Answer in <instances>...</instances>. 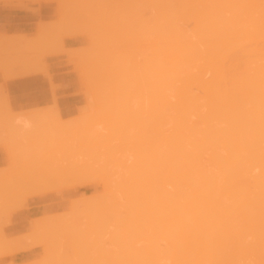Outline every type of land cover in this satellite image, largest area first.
<instances>
[{"label":"bare ground","instance_id":"6f19581e","mask_svg":"<svg viewBox=\"0 0 264 264\" xmlns=\"http://www.w3.org/2000/svg\"><path fill=\"white\" fill-rule=\"evenodd\" d=\"M66 1L69 2L70 0H66ZM72 1L69 2V4H72L71 8L73 7L72 9H74L75 11L74 10L71 11L69 9V7H68L69 5L67 2L59 1V7H60L59 10L61 11V14H59V15H60V17H63V18L66 17L64 19L68 20V21L62 20L63 24H64V22H66V23L69 22V23H67L68 25L65 26L69 29V31H68L66 28V30L68 31V33H67L68 35H71L73 33L77 34L80 31V29L78 31L77 28H81V27L79 26L76 28L75 27V26H77L75 24L76 21L75 22L73 21L74 19H77V17L79 18V19H77V24H79V22H80V25L84 26V24L82 23L83 20L79 14L82 12L83 16L86 15L83 18V19L86 18L84 21H86L88 18V20H87L88 22H86V25L88 27L90 26L89 28H87L90 31V35H93L92 32H94L93 37L90 36V38L92 37L95 41L99 42V40L101 38H102V40L106 39L105 36H103V37H105L103 39V37H101V35L100 36L98 35V32L96 33V31H92V30H99L98 29L99 27L98 28L96 27L95 29H91V28H94L91 25V23L93 22V20L97 19V20H95L96 22H98L97 24L103 25L100 28L101 29L106 28L104 30V33L105 34L110 33L107 35V40L108 39L113 40L116 37V39H115L116 42L121 40L123 42L120 41L119 42L120 44L125 42L124 45L128 46L129 36H130V42H131V40H132L131 36L133 38L135 35H137V37L139 38L140 41L138 40L137 37L133 38V40L135 39L134 41H136L138 44H139V42H140V44H142V42H141V40H143L142 37H144V35L147 34V32H148V35H145L144 39L150 38L149 41H150V43L152 42L151 43L152 49L150 48L151 47L150 43H148L149 46L147 45L152 50L151 53L149 52L151 54V57L149 55H147V52L146 53L144 52V48H143V51H140V52L137 51L135 49V47L132 45L133 41H132L131 45L129 43L130 46H128V47L133 46V48L135 49V52L132 49H130L131 53H130V55H129V53H126L127 56L125 54H123V52H121V51H120V54L118 55L119 52L118 51L116 52L115 50H113L114 52H116V54L114 52H109L110 54L112 53V56H111L106 51L107 52L106 54H108V57H107L106 54L104 56L105 52L103 50L102 52H104V53H102L103 54L102 56H104L105 58H109V56H110L111 59H119L120 62H119V60H117V62H115L114 60L109 61V60L105 59V60L109 61L107 63L108 65H107L106 64L107 61L105 63L95 61L96 62L95 65L97 63L102 64V65H99L100 71H99V69H97L98 67L96 68V70H98L97 74L94 72L95 71L94 69L93 70L88 69L90 67L89 65H92V64H89V62H88L90 60L87 61V58H86V61L88 64L86 63L85 60L83 63L84 56L82 57V56L77 55L78 52L81 53L80 51H78V52H76V55H77L76 57H78V58L80 57L79 59H82L81 62L83 63V65L82 64L81 65L82 66L85 65L86 66L85 69L89 70V71L86 70V71H88L87 74H89V72L90 73L93 72V77L96 74L95 78L99 79L101 76V79H102V75H100V74H102L104 72V70L106 71V69L103 70V66L106 68L108 66V68H109V67H111V65H113L114 68L117 67L116 68L117 71H115V72H118L117 75L119 74V75H121V78H123V80H121L120 76H117V80L120 79L121 82L127 81V78H129V77L126 78V76H129V74L130 75L133 74L134 71H137V72L139 71L140 73H141V71H143L146 73V71L148 70L147 72H148L150 77L143 74L142 77H139L141 79H139L138 77H133L134 74L131 75L130 77L134 78V80H136V81L140 80L137 83L138 84L141 83V85L140 84L137 85V83H135V81H131V83L129 85H127L128 83H126L125 84L126 87L131 85L130 88H127V90L124 87V89L126 90L127 93L130 92V94H128V96H126L125 94L122 93L123 91H124V93H126L125 90H123V88H122L123 91H119V90H121L120 87H119V89H116L120 93L118 91H117L118 93H116L115 88L118 87L117 84H116V87H113V86L109 87L110 90H108V88H106L107 86L112 85V84H110V83H112V81L110 79H109V81H108V79H105V77L108 76L107 75L108 71L104 72L103 74H106V76L103 75V81H104V79L107 80L108 84H110V85H107V81L106 82L104 81V83H106V85H105L101 80H99V82H102L101 84L103 86L102 85L101 86H102L103 91H106V92L103 93V91L96 89L97 91H99V92L96 91V94L99 93V95L97 94L96 97L100 96L99 97L100 99L97 98L98 102H99V100H101V102L102 101L105 102V100L108 99V100H110V103H111V99H112V101L116 100V102L111 103L112 105L113 104L115 105V106L113 105L114 111L112 110V108H110L111 106L109 105L110 103L108 100H106V102H105V103L108 102L107 104H105L103 102L102 103L99 102V104H101V105L103 104L101 106L103 108V110L100 106H98L99 105L98 104L97 106L101 109H98V110L95 109L96 110L95 111L93 104H91L92 106L90 105V103H93L94 98L92 97L93 101L91 102V96L87 95V96H89V99H87L88 100L87 107L90 106L91 109H93L95 112L93 110L89 109L90 108L89 107L88 109L90 110V112L88 113L87 108L85 107L86 105H85V106H83V109L82 108L81 109L83 111H87V113H88V114H86L87 116L83 115V117L86 116V117H84V118H86V120H84V118L80 115L73 117V118H74L75 122H77L78 124L80 123L78 125L79 127H76V128H80V130L82 131L83 129H81V127H80V125H82V123L79 122L80 119H79V121L76 119L81 118L82 120H84V122H88L89 118H90V117L88 118V115H89L91 117L94 116V117H92V121H93V119L96 122L101 120V123H102L103 120L101 118L102 117L105 118V115H106V118L110 119V117H111L110 114L112 113L113 117H111V119H110L111 121L107 120L109 123L106 122L109 124V126H108V124L106 125V123H104V124L102 123L103 125L108 127L107 129L110 128V130H106V127L99 124L101 126V129L103 126V129H102L103 132L105 130L107 132L110 131L109 133H107L105 131V134L106 133H107V135L110 134L109 135L110 137L109 136L103 137L102 136L103 133H100L98 131H94V133H93L94 129L92 130V128H91L92 132L89 131L90 130L89 129L87 131L88 133L87 132L86 133L88 135H89V132H91V134H95V136L93 135L94 138L91 137L92 136L91 134L87 138L86 137L87 134L85 132L81 133V131H79L80 133H78V135L76 134L77 136L75 135V138L77 137L76 139L75 138L73 140H72V138L70 139L72 141H67V138L64 137V139H65L64 141L67 142V144L63 142L65 144V147L63 144L61 145V146H63V148H66V150L64 149L65 151L62 149L63 150L62 152H63V154L64 153L70 154L69 156H73V157H66V161L67 160L69 161L71 159L69 162L67 161L69 163L68 164V163H66V161H64L65 157L62 155L63 158L61 160V154L59 155L57 153L56 156L58 157L59 160H61L63 162L60 161V163H59V160H57L56 162H58V163L54 162L53 164H51L54 167H52L50 165L49 168H52L53 172L51 170H50L51 172L46 170L47 173L43 171L44 167L46 169V165H44L45 161L47 160L46 158H45V160L44 159L40 160L38 158L39 161H35V159L33 157L32 158L30 157L31 155H29L27 151L29 150V152H31V151L36 152V149H35V147H33V149L35 150L34 151L31 148L30 149L25 148L24 144L25 145H27V144L24 143L25 142L24 136H26L25 134L27 132H31L30 134H39V135L42 133L41 135H45V138L49 135L50 136L54 135L53 136L54 138L55 137H61L62 133H65V135L67 133L65 131H62V133H60L61 131H59V129H57L59 127L56 128L57 125L54 126V124H56L57 121H59V120H60V122L64 121L63 122L64 124L69 123L70 124L69 128H68L69 124L65 125V126H67V128H65L67 131V129L69 130L73 126H77V123L74 122L76 125L73 123V121H72L73 118H69L68 120L66 119V121H68V122H66L65 120H62L59 117V114H54V113H57L55 110L52 113V111H51L52 109H50V110L49 109L48 110L36 109V110H31V111L29 110L30 112L27 114L17 115L16 117H14L15 119L12 116H9V117H12L14 121L9 120L8 117H7L8 119L7 118L4 119L5 118L4 117L3 119L5 120L6 124L8 123L7 124V126H8L7 130H5V129L3 130V128H5V125H4L5 123L0 122V126L3 127V128L0 127V131H3V132L8 131L7 132L8 135H11L14 137L17 136V140L15 137V142L16 141L18 142V144H19L18 148L17 149L13 148V147H16L17 145H14L12 147V145L16 144L17 142L12 143V141L11 142L9 141L8 143L10 146L8 145V147L11 148L10 151L15 149L14 152H16L17 154L19 153V154L23 155V153H26L28 155L27 157H29V159L31 160V161H29L27 157L24 158L21 155H19L18 158H21V159L24 158L23 160L20 159L21 163L24 160H26V161L28 160L29 163L32 164L31 162L34 161L36 165H38V166L41 165V167H43V169L41 171L44 172V174H45L44 176H48V175H46L48 173L50 176V174H53L56 171L55 172L56 174L54 173L55 176H53V175L50 177L48 176L46 179H45V177H43V179H42L41 176H39V175L37 176V174H38L37 171L34 168L32 169L33 166H30L31 167V168L29 167L31 169L30 173H32L34 175L27 176L26 178L24 175L23 176L19 175V178H21V177L24 178V179L21 178L22 180H25V179L30 180L31 179V181H27V182H26V180L23 181V182H25L24 185L27 184L26 185L27 188H25L24 185H21L23 183V182H21L22 180H20V182H21V183L19 182L20 184L18 183V181H16V180H19V178L17 177L18 175H16L14 177L15 179L12 178L13 182L10 181L11 178H9V180H7V178H8L7 176L4 178L3 175H5V173L9 174L10 172H6V169H3V167L2 168L0 167V170L2 171V173H1L2 177L4 178V180H2L3 179L2 177L0 179V182H1V184H0V192H1L0 198L1 199H3L2 196H4L6 199H7V197H8V199H10V198L14 199L15 198L14 201L15 200L18 201L16 199V197L22 198V196L24 194H25L24 197H27V196L41 194V193L45 192V189H46V191L53 190L50 188H54V186L58 187L61 184L64 185V181L69 178L68 173L70 175L72 174V176H70V177H72V179H73V180L70 179L72 182L68 181L69 179L66 181V182H70V183L65 182V185L68 187L69 186L72 187L73 186L72 184H74V187H75V186H77V184L80 183V181L86 182V179H89V177H90L89 174L91 173V171H92L91 175H94V178H96V179H98L97 178L98 176L101 177V175H99V173L100 174L104 173L106 175L110 174L112 176H115L116 173H117V175H119V173H120L119 176H121V178L117 177V179H116V176H115L114 179H111V177L109 178L110 175H108L107 177L110 180L109 179L106 180V178H107L106 175L103 176V177H106V178H104L106 180V182L109 185H111V186H109L107 183H105V184H107L108 186L104 185V183L102 181V185L106 186V188L104 186H103V188H105L107 190L106 191V192H108V194L106 193L107 195L105 194V189H104V191L102 193L104 196L101 195V193L99 195H91V196L89 195L88 197L83 196L84 201L82 200L81 203H82V206H84V207L82 209L80 208V210H79V208H77L80 206H77L76 202H75L76 204L73 203L76 206L75 213L77 214V216H80V217L83 216L82 217L83 218V221H82L83 226L81 223H77V224L73 223L74 222L72 220L73 218H74V220L77 219L76 221L79 222L78 217L75 216L74 213L73 214L72 213H69V214L64 213L65 215L60 214V215H62V216H60L61 219L59 217V213L57 215L56 214L53 215V216L58 217L59 218L58 220L53 219V216L48 215V214L41 216V217H38V218H34V219L32 218L31 219L32 227H31L30 231L36 232L39 234L43 232L42 233V235H43L50 230V227H51V230L53 227L55 232H54V230H52V232H53V233H51L52 238L50 237L51 239H49V236H50L49 235L50 231H49L47 239L49 241L51 240L52 243L54 241V245H52V246H55V242H56V246H59V247L56 248V246H55L56 249L53 248L47 240V242L49 243V246L52 247L50 249V247L47 246L46 238H42L41 234L40 235L37 234V236L39 235V237H41V239L45 240L44 241V240L40 239L41 242L42 241L46 242L45 244H46L47 250H46L45 255L40 259H36L33 261H27V262H23V263H18V264H95V263L96 264H264V0H146V2H145V0H142V1L137 0V3L140 2V4H141L143 2L141 5H143V6L145 5L144 6L145 8L148 7L147 10L148 9L151 10V14L147 13L151 16L150 23H149V25H151V26L149 28L146 27L147 26L146 24L148 21L147 18H144V19L141 18L140 20H142V23H141V21H139L138 16L141 17L143 15H142L141 9H139V8L135 9L137 5H135L136 3L134 4V2H135L134 0H130L129 3L128 2L126 3L124 0H121V1L125 2V3H123L124 6L122 5L121 2H120V4H121V6H120L119 3H117L115 0L114 1L112 0L114 3L116 2L115 5H118V7H116V10H118L120 7H122V9H119L117 11V13L120 11L119 14H121V15L124 14V16H126L128 18L130 16V13H128V12L131 11V16L129 17V19L131 20V18H133L132 21H127L128 19L125 20V18L123 19L121 17L119 19V17H117V16L116 17L118 19L116 17H114L115 15L113 16V14H114L115 8H112L113 10L111 9L112 3H110V5H109L110 7L108 5H105L108 8L107 7L101 8V9L107 8L106 9L107 12L104 11L105 13L103 12V14L100 12L103 10H100L99 8L96 9V7L94 8L96 11L92 8H89L88 11H90L91 9L94 11L92 12V10H91L89 13L86 12V14H84L85 12H83L84 11L83 9H82L83 11L81 10V12L76 13L78 10L74 6H77L78 3H76L77 2L76 0H72ZM74 1L76 4H73ZM89 1L90 0H87V2L89 3L88 5H87L85 0H84L85 4H83L84 2L83 3L79 2L78 5H80L79 7H81V8H83L82 6H84L85 8H88L87 6H90V3L92 2V0L90 2ZM97 1L99 3L101 2V4H104L103 3L104 1L103 2L101 0H97ZM97 1L94 3L95 4L97 3L99 5V3ZM106 1L111 2L110 0H105L106 4L108 3ZM148 2H149V4H148ZM114 3L112 5V7H115ZM130 3L133 4V5H130V7H132V8L129 7ZM81 4H82V6H81ZM126 5H128V6H126ZM101 6H104V5H101ZM123 8L125 9V11ZM127 8H130L131 10L130 9L128 10ZM132 9H134V10H132ZM98 10H100V11H98ZM60 11H59V13H60ZM68 11H69V13H68ZM108 11L113 12L112 14L110 13V18H109V16L108 17L106 16V14H108ZM121 11H123V12H121ZM132 11L134 12V14ZM135 11H137L138 13L137 12L135 13ZM99 12H100V15H102V16L99 15ZM66 13H68L69 16ZM90 13H91V15H90ZM96 13H97V15H96ZM125 13L128 14V16L125 15ZM137 14H138V16H137ZM72 15H73V18H72ZM89 15L91 16V18ZM98 15H99V18H98ZM103 15H105L104 18L106 20L108 18L107 21L104 20ZM93 16L97 17V18L93 19L92 18ZM144 16H145V14H144ZM68 17H70V18H68ZM100 17H102L103 20ZM112 17L116 18L115 19L116 21ZM71 20H72V22H70ZM90 20L92 22H90ZM98 20H100V21H98ZM109 20H111V21H109ZM123 20L128 23L124 27H123V23L126 24V22H124ZM143 20H144V22H146L145 24H144ZM95 21L93 23H96ZM118 21H119V23H118ZM135 21H137V22H135ZM138 21L141 23V26H140V23ZM101 22L104 24H100ZM131 22L134 25L136 23L137 25H135V26H137V28L140 27V29H137V28H135L134 25H131L132 24ZM55 23L57 24L58 21L57 22L55 21ZM109 23L111 24V26ZM112 23H113L114 27H112ZM56 24L54 25V27L52 29H50V31L51 30L53 31L55 29V26H60L59 23L57 25ZM70 24H74L75 26H71ZM107 24H109V25H107ZM52 25H53V23H52ZM104 25L105 26L107 25L108 27L107 26L105 27ZM119 25H122V27ZM69 26H70V28H69ZM71 27H74L73 31L70 30V29H72ZM41 28H43V27L41 26ZM113 28L115 30L117 28L118 29L115 31V30H112ZM122 28H125L126 30L131 29L130 33L119 31V29H122ZM133 28L137 29V30H132ZM141 28L143 30H141ZM146 28L148 31L146 30ZM150 28H151V30H150ZM58 29L59 28L55 29L58 31V32L55 31L56 34L54 32H52L56 36L55 37L52 34L51 36L54 37L53 39H52V37H49L51 33L49 31H48V33H46V31H44V29H43V31L48 35V36L45 35V37H44L45 39H43V40H45L47 42H48V40L49 41L51 40L54 43V45L52 42L49 43V49L51 51L52 50L54 51V48L57 47V46L55 47L54 39L56 40V43H57V41L59 39L57 40L56 38H58V36H60L59 33H61V31L63 30V29L61 30V26H60V30H61L60 32ZM82 29L84 30V28H82ZM87 29L85 28L84 32ZM107 29L109 30V32H107L108 31ZM75 30L78 32H74ZM138 30H140L138 33H140L141 31H143V32L146 31V32L144 34H142L143 32L140 33V34H142V36H140V34H137ZM39 31H42V30H40V28H39ZM99 32H101V30H99ZM116 32H118V33L121 32L119 34L120 40H117V38H119V37L116 36V35H118V33H116ZM63 33H64V31H63ZM126 33H127V35H126ZM39 34H40V32L38 33V35ZM67 34H65V35H67ZM111 34L113 37L110 36L111 38H109L108 36ZM131 34H133V35H131ZM17 35H20V34H17ZM17 35H16V37H17ZM96 35H98V37ZM2 36H3V39L5 37L6 38L5 40H7V42H11V44H8V43L6 44V42H5V44L7 46L6 47L4 45V43H2V44L0 43V47H1V49H3V50L0 49V51H1L0 54L2 55V53H3V56L0 58V61L2 60L3 63H0V65L6 64L7 67L8 66L11 67L10 65L16 60L15 62L18 61L17 63H20V65L22 64L21 67L24 66L22 68L19 66L21 71H19L17 69L14 70L16 72H14L13 70L12 71L9 70V73L5 74L8 70L4 71L3 69H6V67L4 68V66L1 65L0 67L3 68V69L1 68L3 70V71L1 70V72H4V75H6L5 77L7 78L10 76H16L17 71H19L18 75L21 74V72H22V74H25L23 72H25L27 68L28 69L26 72L29 73V72L33 71L34 70L33 68L35 67L33 65V63L31 64V66H27L30 64H29V62H27L28 64L25 63L26 61L24 63H21L23 60H25V57H27V59H28L29 55H27V56H25V55L27 52H30L31 49H29V48L33 49V47H31L32 45L30 46L28 43V42L31 43L33 38L32 39L29 38L28 40H30V39L31 40L28 41L27 39H25L26 38V36H25L24 39L27 40L28 41L27 42L24 39H20L21 37L20 38L18 37L19 39H15V37H14L15 35H13V36L11 35L12 38L11 37L8 38V36H10V35H8V36L2 35ZM2 36L0 35V38ZM148 36H150V37H148ZM13 37H14L15 41L14 40L12 41ZM8 39H10V41H8ZM102 40L100 42H102ZM115 40H113V42H115ZM126 40H127V42H126ZM23 41H24V43L22 44ZM61 41H60V43H62ZM1 42H4V40H2ZM14 42H16V43H14ZM25 43L28 47L25 45ZM95 43L97 44V42H95ZM105 43H106V41H105ZM110 43H112V42H110ZM143 43H144V41H143ZM14 44H15V46H17V44H19L17 46V48H19V46L21 47L19 50H21L23 48H25V49L18 52V50L15 49ZM21 44L24 45V47ZM35 44H36V41H35ZM120 44H118V45L124 47L123 44H121V45ZM2 45H3V48H2ZM33 45H34V43H33ZM134 45H136V44H134ZM4 46L6 47V49H4ZM119 46H117V49L119 48ZM37 47H39V49H37ZM37 47H36L37 51L40 53L42 52L41 54H43V51L48 50V49H46V46L44 47V45H43V47H41V46H37ZM94 47H95V45H94ZM110 47H112V46L110 45ZM144 47H146V45H144ZM43 48H44V50H43ZM107 48H109V47H107ZM124 48L128 49L126 47H124ZM139 48H141V46ZM56 49H58V48H56ZM59 49H60V46H59ZM80 49H82V48H80ZM80 49H78V50H80ZM93 49H95V48H93ZM98 49L99 50L101 49L100 46ZM4 50H5V52H4ZM6 50L9 52V55L12 58L7 57V59H6L5 56L8 54V53H6L7 52ZM11 50H13V51H11ZM60 50H61V52H64L63 51L64 50L63 44H61ZM67 50L66 51L69 52L68 53V59L75 56V54H73V51H77V50H73V48H72V53H70L71 49H67ZM101 50L98 52L96 50H94V53H97V54L99 53L98 55L97 54L94 55L95 57L97 56V58H96L97 60H101L103 58V57L102 58L100 57ZM118 50H120V49H118ZM121 50H122V48H121ZM110 51H111V49H110ZM126 51L127 50H125L124 53ZM136 51L139 53H137ZM12 52L13 53L15 52L16 54L23 52L22 56H20L21 57L20 60L16 59L17 57H19L18 55H15V57L12 56L11 55ZM24 52H25V55H24ZM85 52H86V50H85ZM48 53H51V52H48ZM55 53H57V51ZM86 53H88V52H86ZM94 53L92 52L91 54H94ZM141 53H142V55H146L148 57L144 56L146 58L142 57V59L138 60L137 54H139L140 55L139 58H141V56H142ZM29 54H31V53H29ZM89 54H87V55H89ZM114 54H115V56L118 55V56H116L117 58L116 57L113 58ZM120 55H122V56H120ZM124 55L126 56V58L129 57V59H127V60L125 58L123 59L122 57ZM37 56H39V53ZM92 56L93 55H91V57ZM130 57H132L131 58L132 60H130ZM149 57L151 58V61H150ZM88 58H90V57H88ZM134 58H136L139 62L141 60H143L142 63L140 62L141 65L143 64L142 68H140L141 71L137 70L139 68V66H136V69L134 70L135 67L133 65L134 64L138 65V62ZM147 58H148V60L146 61L145 59H147ZM5 59L10 60L11 62L10 61H4ZM36 60L37 59H35V61ZM103 60H104V58H103ZM35 61H34V63H35ZM124 61L125 62L127 61L126 66H127V63H128V66L129 65L130 66L129 67L127 66V68H125L126 66L124 64ZM133 61H135L137 64ZM9 62H10V64H9ZM112 62H114V64ZM144 62L146 63V65H145L146 67L149 65L150 70L144 66V64H145ZM92 63L94 64V61H92ZM121 63H122V65H121ZM25 64H26L27 68H26ZM12 65H14V64H12ZM87 65L89 66L88 68H87ZM123 65H124V67H123ZM120 66H121V71L123 74L120 73V69H119ZM29 67L30 68L33 67V68H31L29 70ZM36 67L41 68L42 66L39 65V67L38 66H36ZM113 67L109 68V71H111ZM132 67H134V68H132ZM23 68H25V71L23 70ZM10 69H12V68H10ZM127 69L130 71H128ZM36 70L37 69H35V71ZM126 70H127V73H126ZM111 72L113 73V71H111ZM112 73L109 74L111 77H112ZM87 74H85L87 79H88V83L87 82L86 83L89 86L88 88H90V90L88 89V91H91V88L95 89L93 87L94 86L96 87V84L94 85L92 83L93 85L91 87V84L89 81H91V82L92 81L96 82V81L94 79L92 80V78H91V80H89L88 76H90L92 74H90L88 76H87ZM97 75L99 78L97 77ZM114 75L116 77V74H114ZM2 76H3V74H2ZM138 76H141V75H138ZM86 77H85V81H87ZM124 77H125V79H124ZM106 78H108V77H106ZM142 78H143V81H142ZM147 78H148V81H151V82H149V83H151V86H149L146 82H144L145 80H147ZM129 79L131 80V78H129ZM114 82L116 83L115 79H114ZM99 84H97V85H99ZM135 84H136V87H135ZM142 84H144V86H142ZM51 85H53L52 81H51ZM119 86H121V85H119ZM132 86H134L136 89L134 87L132 88ZM145 86H147V87H145ZM103 87H105V89ZM138 87H140V88H138ZM85 88H87V87H85ZM97 88H98V86H97ZM146 88H149V93H148V89H146ZM55 89L53 88V90H55ZM128 89H131V91H128ZM134 89L136 91L138 89H140V90L136 92ZM111 90L112 91L115 90L114 94H113V92H110V93L108 92ZM132 90H133V93H132ZM144 91L146 92L147 96L145 95ZM84 92H85V94H88L86 90ZM91 92H89V93H91ZM100 92L103 94H106V93H109V94L108 95L106 94V96H103V94H100ZM138 92H140V93L143 92L144 94L143 93L140 94ZM137 93H138L139 97H137L138 96ZM147 93L150 94L149 95L150 97L148 96ZM73 94H76V93H73ZM132 94H134V96H136V99L140 98L141 95H142V97H141V99L137 100V103H134L133 101L136 99H135V97L133 98ZM117 95H119V96H117ZM123 95H125V96H123ZM101 96L103 97V100H102ZM109 96H110V99L106 98ZM114 96H116V97H114ZM143 96L144 97L146 96V98L148 97V99H147L148 103H147V100L145 102L146 98L143 100V98H144ZM121 97H122V99H121ZM104 98H106V99L104 100ZM118 98L120 100H118ZM124 98L128 102H126V100ZM130 98H133V99L130 100ZM1 99H2V97L0 98V100ZM4 99L5 98L3 96V100ZM5 101H6V99H5ZM140 101H142L143 104ZM122 102H124V103L126 102L125 105ZM0 103H1V101H0ZM117 103L118 104L122 103V105H118ZM127 103H129V104H127ZM130 103L137 105L139 110L136 107V109L138 111H135V109H134V111H132L131 109H133L134 105L131 104L132 105L131 106ZM144 103L145 104L147 103V105L145 106ZM2 105L4 106V105H6V103L5 104L2 103ZM107 105L109 107H107ZM143 105H144V107H143ZM145 107H147V108L145 109ZM84 108H86V109H84ZM104 108H105V110H104ZM143 108H144V111L142 112ZM108 109H110V111ZM127 109H128V112H130L128 114H126L127 111H125ZM129 109H130V111H129ZM140 109H141V111H140ZM120 110L122 112H119ZM146 110H150L149 113ZM0 111H1V109H0ZM103 111H105L104 116H103V114H104ZM111 111H113V112H111ZM136 112L140 117H138V115L135 114ZM139 112L141 114L143 113L144 117H145V115H147V117L142 118ZM11 113H13V112H11ZM113 113H115V114H113ZM117 113H118V115L120 113V115L118 117H117ZM144 113H146V114H144ZM1 114H2V112H1ZM49 114H53V115H49ZM97 114H98V116H97ZM54 115H55V117L56 116L57 117L54 118L53 117ZM100 115H102V116L100 117ZM134 115L136 116V118L139 121L135 118ZM127 116L128 117L131 116V117L128 118ZM18 117H20L21 119L20 118H19L20 120L17 119ZM97 117H100V118H97ZM134 118L136 119V122H135ZM149 118H150V120H147V123H146V120H144V119H149ZM16 119H17V122L15 123ZM47 119H49V120H47ZM55 119H57V121H55ZM120 119H121V121H119ZM129 119L132 120V122L133 121L135 122L134 125L132 124V122ZM7 120H9V121H7ZM52 120H54V121L52 122ZM117 120H118V122H117ZM141 120L144 122H142ZM125 121H127V122H129V124H131L130 127L128 124V129H126L127 128L126 127L127 122H125ZM54 122H56V123H54ZM103 122H105V121H103ZM111 122H114L115 125L117 123L118 128L119 127L120 128L118 129ZM120 122H122V123H120ZM47 123H51V124H49L50 126L52 124L53 125L51 127H48ZM71 123H73V126H71ZM142 123H144L145 126H143ZM60 124H62V123H60ZM95 124L96 123H94V125H93L94 127H95ZM135 124L139 125V126H140V124H142L140 126V127H142V130H139L141 128L137 127ZM147 124H149V125H147ZM85 125H87V124H85ZM58 126H59V124H58ZM83 126H82V128H83ZM89 126H91V125H88V127ZM114 126H115V128H114ZM146 126L148 127V131L151 129V131H150L151 133H150V136L148 137L149 138L148 141L144 143V141H146L145 139L147 138L148 135L145 133L142 134L141 131H146L147 130ZM131 127H134L135 129L131 128ZM149 127H150V129H149ZM61 128L63 129V127H61ZM97 128H98L97 130H99V127H97ZM113 128L115 129V131H113L114 130ZM116 128H117V130H116ZM122 128H124V131L122 130ZM129 128H131L133 130L132 133H134V131L136 133L131 135L132 133L130 134L129 132L132 130H130ZM85 129L86 128H84V130ZM73 130L76 133V129H73ZM120 130L125 135H123L122 133L121 134L123 136H121V134H118L120 132ZM125 130H127V131L125 132ZM137 130H139L138 132L140 134L137 132ZM148 131H146V132H148ZM2 133L0 132V141L5 142V139H7V138H5L7 133H5V135H4L5 137L4 136L2 137ZM82 134H84L85 136ZM19 135H21V137H24V138L22 139L21 137H19ZM127 135H128V137H130V135H131L130 139H132V140L127 138ZM135 135H138V136L140 135L138 137L139 139L137 137H135ZM62 136H63V134H62ZM66 136H68V135H66ZM111 136L113 139L111 138ZM132 136H134L138 140L141 139V142L143 143V145L145 144V146H142V143L139 141H133V139H135V138H132ZM143 136H146V138ZM18 137H19V139L24 140L23 145L19 143L21 140L19 141ZM53 137H51V138H53ZM98 137L100 138V140L97 139ZM101 137H103V138H101ZM140 137H142L144 139V141ZM8 138L10 139L11 137H8ZM105 138H107V139L110 138L109 139L110 142H114V143L117 142L116 144H120V146L117 147V145H116L115 147H117V148H115L112 145L109 146L107 143H103L102 139L106 140ZM120 138L122 140H120ZM9 139H7V141ZM85 139H86V141H85ZM94 139H95V141H94ZM114 139L115 140L117 139L119 141H115ZM125 139H126V141H125ZM74 140L77 141L78 145ZM90 140L92 141V143L89 144L88 142H91ZM26 141H27V139H26ZM43 141H45V140L43 139ZM58 141L57 140H55V141L49 140V142H52V143L48 142V146L51 144H54L55 142H58ZM73 141L75 142V145H74ZM79 141H82V143H80ZM99 141H101L102 143ZM121 141L124 142L123 146L121 144ZM129 141H131V142H129ZM27 142H29V141H27ZM68 142H72V143H68ZM93 142L96 143V146L93 145L94 144ZM132 142H134L132 144V146L135 150L138 149V147H139L138 146L136 148L135 147L136 144L141 145L139 150L136 151L138 153H136L134 151L132 146H130V145L128 146V144H131ZM21 143H22V141H21ZM31 143H33V142H31ZM44 143H43V146L46 147L47 144L45 143L46 144L45 145ZM79 143H80V145L82 144V147L79 145ZM86 143H88V144H86ZM99 143H101V144H99ZM60 144L61 143H59L58 145H60ZM69 144L70 145L72 144L71 147L73 146L75 148L74 151H72L73 148H71V147L70 148L72 150L71 151L68 150V147L70 146ZM102 144H104V145H102ZM125 144H127V145L125 146ZM20 145H21V147L23 146V149L20 147ZM67 145H68V147H67ZM99 145H100V147H97ZM41 146H42V144H41ZM52 146H55V144ZM89 146H91V147H89ZM105 146H107V147H105ZM108 147H109V149H108ZM88 148H91V149H88ZM95 148H97L98 150H96ZM111 148L112 149L114 148V150H112ZM125 148H127V149H125ZM49 149H51V148H49ZM54 149H56V148H54ZM79 149H80V151L77 152V150H79ZM100 149H102V152ZM18 150H21V151L27 150V151H24L21 153V151H18ZM82 150H84V152ZM87 150L88 151L91 150L90 154L87 153L88 152ZM109 150H110V152H109ZM119 150H122L123 152L119 151ZM126 150L128 153H126ZM131 150L134 152L133 156L131 154L132 153ZM68 151H69V153H68ZM85 151H86V153H85ZM92 151H93V153L95 151L96 152L99 151V153H97V156H96V152L94 153V156L96 158H99L101 156L100 158L102 160V163H103V161L106 162V160H107L106 165L107 164L108 165L106 166L102 163L100 164L101 160L95 161V157H92L93 153L91 155ZM113 151H115V152H113ZM53 152H54V150H53ZM53 152H51V154ZM107 152H109V153H107ZM118 152H121V153H119L120 156L118 155ZM16 153H14L13 155L12 154L10 155V152H9L8 156H10V158L14 156L13 158L16 159V157H15ZM36 153L38 154V156H40V158H41V155H43L42 153L40 155L39 152H36ZM48 153H50V152L48 151ZM48 153H47V155H48L47 157H49ZM105 153L110 154V155L108 156ZM112 153H115V154H112ZM148 153L150 154V157L146 156ZM74 154H75V156H74ZM80 154H81V160L83 158L82 162L79 160L80 158L78 155H80ZM116 154H117V156H116ZM122 154L131 155V157H133L134 160L131 157H130L131 159H128L129 156L125 157V156H122ZM144 154H146L145 157H144ZM84 155H85V157L88 156L87 159L91 158V162L88 159V161L90 162L89 164L87 163L88 162L87 159L85 160ZM135 155H137V157ZM103 156H104V158H103ZM110 156L113 158L111 159ZM121 157H124V158L120 159ZM75 158H78V161H75ZM92 158H93L94 162L92 161ZM118 158L120 160H118ZM143 158L145 160H146V158L147 159L149 158V159L146 160L147 161L146 162V161H144ZM14 159H13V161H14ZM109 159H111V162ZM123 159H124L128 169H126L127 167H121L124 164ZM135 159L137 160V162L135 161ZM43 160H44L43 163L42 162L39 163L40 161H43ZM55 160H56V158L53 161H55ZM112 160H114L115 163H117L116 166H114L115 163H113L114 161H112ZM129 160H130V162H129ZM131 160H133V161H131ZM149 160H150V162H149ZM10 161H11L10 163L14 165V163L12 162V159H10ZM79 161H80V164L77 165V163H79ZM127 161L129 164H127ZM20 162H19L20 165L18 164L17 167L22 166ZM36 162H38L39 164ZM47 162H49V161H46V163ZM64 162H65V164H64ZM131 162H132V164H131ZM61 163H63V164H61ZM97 163H99V164H97ZM120 163H122L121 166L119 165ZM58 164H60V165H58ZM81 164H82V166L84 165L85 168L80 166ZM90 164L91 165L96 164L97 167H95L96 165L91 166ZM110 164H112L111 167H110ZM13 165H11V166H13ZM88 165H89V167H88ZM99 165H101V166H99ZM117 165H119L120 170H118ZM11 166H9L8 168L11 169ZM23 166H24V164H23ZM38 166H36V168ZM61 166L63 167V169H62L63 173L61 171H59L61 169ZM68 166H70V167H68ZM73 167H75L76 170ZM108 167H109V169H108ZM112 167H115V168L117 167L116 171H113L115 168H112ZM8 168H7V170H8ZM15 168H16V166H15ZM21 168H23V167H21ZM29 168H28V171H25V172L28 173ZM40 168H39V171H40ZM77 168L79 170H77ZM83 168H84V170H83ZM91 168H92V170H91ZM93 168H97V170H95ZM98 168H100V169H98ZM2 169L4 170V172ZM86 169H88V170L90 169V171L87 170L88 173H86L85 172ZM101 169L103 171H106V173L103 172ZM125 169H126V171H125ZM65 170L67 172H65ZM100 170H101V172H100ZM107 170H109V171L107 172ZM120 171H122L124 173H122ZM12 172H13V170H12ZM60 172H61V174L59 175ZM77 172H78V174L76 176ZM111 172H112V174H111ZM79 173H80V175H79ZM82 174H84L83 178L80 177V176H82ZM113 174H115V175H113ZM56 175H57V177L61 176L62 181H61V179H57ZM62 175L65 177H63ZM95 175H96V177H95ZM75 176H76V180H75V182H73ZM54 177H56L57 180L53 179ZM61 177H59V178H61ZM77 177H79V178H77ZM84 177H86V178H84ZM103 177H101V178H103ZM50 178L52 180H55V181H52V180L50 181ZM91 178L92 177H90V179ZM118 178H119V180H118ZM35 179H36L37 183L35 182ZM81 179H83V180H81ZM43 180H45V181L49 180L47 182H51L52 186L49 185V183L47 185L46 182H44ZM92 180H93V178H92ZM100 180H102V179H99V181ZM105 180H104V182H105ZM15 181H16V183H15ZM60 181H61V183H59L58 186H56L57 184L55 182L58 183ZM76 181L79 183H76ZM87 181H89V180H87ZM112 181H113L114 185H113ZM31 182H34V183H31ZM2 183L3 184H6V183L10 184L9 186H12V183H13V186H15V185L16 186L11 187L10 189L7 190V188L9 186L8 187L6 185L2 186ZM18 184H19V186H18ZM29 184L31 186H33V187H30V189L28 187ZM54 184H56V185H54ZM67 184H69V185H67ZM66 186H64V187H66ZM16 187L17 188L21 187L19 189L21 194L18 191L19 195L16 194L17 196H13L12 193H14L16 191V189H17ZM27 189L29 191H26V192H28L26 194L25 190H27ZM60 191H61V189H60ZM6 193L7 194L9 193V194L7 195ZM83 194H84V192L82 193V195ZM100 195L103 197H101ZM9 196H10V198H9ZM98 197L99 198L101 197L103 199L99 200ZM8 199H7V201L11 205L12 200L10 199V201H9ZM79 200H80V198L77 199V202H79ZM7 201H5V202H7ZM2 203H3V201H2ZM13 203L16 204V202H13ZM81 203L78 205H81ZM3 204H1L2 207L5 206ZM1 205H0V207H1ZM7 205L5 206V210L3 208L5 213H8L6 211V208L8 211H9V209H11V208H9L10 206H7ZM12 206H13L12 211H13V209L16 210L14 208V204ZM19 206H21V205H19ZM19 206H16V208H18ZM79 211L80 212L82 211V214ZM5 213H3V215H5ZM66 215H67V217H70V215H71L70 220H69V218L67 220L69 222L72 220L73 221V222L71 221L72 223L67 222V220L65 218ZM72 215H74L77 218H75ZM7 216H9V215H5V217H7ZM56 217H54V218H56ZM64 218L66 221L64 220ZM63 220L65 222V225H64ZM0 223H1L0 226H3V220H1ZM79 224H81V225H79ZM63 225H64V227L66 226V229H64ZM70 225L72 228H70ZM0 229H2V228L0 227ZM56 231H59L58 232L59 234L57 237L55 234V237L57 239H54L52 234L57 233ZM1 233H2V231H1ZM45 236H47V234L43 235V237H45ZM66 236H68V238L71 239V241H67V243H64V242H66V238H65ZM22 237H23V235L22 236L20 235L19 237H17V236L12 237V238L10 237L8 239L3 237L4 239H6V241H8L10 243V247H9V245L4 246L5 249H4V247H3V249L0 247L1 248L0 250H2V252H3V250H5L4 255H12V254H15L17 252L29 250L35 246H38V245H36V243H34L32 241H30V243L28 244V240H31V239L27 238V240L25 239L26 240L25 241ZM26 237H28V236L26 235ZM31 237H32V234H31ZM34 237H35V235H34ZM58 237H60V238L58 239ZM3 238H2V240H3ZM52 239H54V240H52ZM60 240L63 242V244H66V246H67V244H69V246H67V248L69 249V247H71L69 249V251L71 253L65 251V249L67 250L65 245H62V243L58 244ZM63 240H65V241H63ZM2 242L4 243V241H2ZM31 242L34 244H32ZM1 246H3L2 243H1ZM61 246H65V248L61 249L62 248ZM94 247H96V248H94ZM71 249H72V251H71ZM94 249L97 252L93 253L95 251ZM2 252H0V253H2ZM96 253L99 255H97ZM94 254L96 255L95 258L93 257ZM10 264H15V263L11 261Z\"/></svg>","mask_w":264,"mask_h":264},{"label":"rangeland","instance_id":"374dc122","mask_svg":"<svg viewBox=\"0 0 264 264\" xmlns=\"http://www.w3.org/2000/svg\"><path fill=\"white\" fill-rule=\"evenodd\" d=\"M38 1H40V0H38ZM59 1L67 2L68 5H69V6H68L69 9H70L71 11L74 10V9H72L73 7L71 8L72 4H69V2H71L72 0H70L69 2L66 1V0H51V1H49V2H54V3H55V14H56V16H57V20H56V22L58 21L59 25L61 26V30L63 29V30L61 31V30H60V26H55V29H56V28H59V29H58L59 32L61 31V33H59L60 36L57 35L58 38H56L57 40L59 39V40L57 41L58 44L56 43V40L54 39V41H55V47L57 46L56 48L59 49V46H60V49H61V44H63V43H60V41L63 40V38L66 37V36H68V37L81 36V37H83V39H84L83 45H82L81 47H79V48H77V49H73V50H77V51H73V54H75V56H73L72 58L68 59V62L73 66V70H74V71L78 74V76H79V81H80V90H79V92H80L81 94H83L84 97H85V103L79 108V112H78V114H77L76 116L80 115V116L83 117V115H86V114H88V113L90 112L89 109H91V107H90V106H89L90 108L87 107V103H88V100H87V99H89V96H91V102L94 100L93 103H90V105L93 104V106H94V110H95V109L98 110V109H101V108H102L101 106H102L103 104H102V105L99 104V102H101V100H99V102H98V99H100V98H99L100 96L96 97L97 94L99 95V93L96 94V91H97L96 89H99V90L103 91V89H102V86H103V85H102L101 83H102V82L104 83V81L106 82L107 80H105V79H108V81H109V79H110V80L112 81V83L109 82V83L112 84V85L106 87V88H108V90H110L109 87H112V86H113V87H116V84H117L118 87L115 88V90H116V89H119V87H120L121 90H119V91H123V90H125L124 87H125L126 90H127V88H130V86H131V85H130V86L126 87V85H125L126 83H128L127 85H129V84L131 83V81H135V83H137L138 81H140V80H137V81L134 80V78L130 77L131 75L134 74L133 77H138V78H139V77H142L143 74H144V75H147L148 77H150L149 74H148V72H147L148 70L146 71V73L140 70V68H142V65H143V64L141 65L140 62L142 63L143 60H141L140 62H139L138 60L142 59V57H143V58L148 57V56H146V55H142V53H141V55H142L141 58H139V57H140L139 54H137L138 56L136 55V56L138 57V60H137L136 58H134V59H136V61L138 62V65H135V64L133 63V64H134L133 66H134L135 68L132 67V68H134V70H135V69H136V66H139V68H138L137 70H140L141 73H140L139 71H138V72H139V73H138L137 71H134V70H133V71H134V73L132 72L133 74H131V75L129 74V76H126V78L129 77V78H131V80H130L129 78H127V81H125V82H121V80H123V78H121V75H119V74L117 75L118 72H115V71H117V69H116L117 67L114 68L113 65H111V67H113L111 71H113V73L116 74V77H115V75H114L111 71H109V68H111V67L108 68V66H107V68H106V67L103 66V70L106 69V71L109 72V73L107 72V75H108V76H106V74H103L104 72H106V71L104 70V72H103L102 74H100V75H102V79H101V76H100V78L98 77L99 74L97 75V77H98L99 79L95 78V77H96L95 75L97 74V71H98V70H96V68L98 67L97 69H99V67H100L99 65H102V64H100V63H99V64L97 63V64H96L97 66H96V65H95L96 62H101V63L104 62V63H105L107 60H109V61H113V60H114L115 62H117V60H119V59H111L110 56H109V58H105L104 56H105V54H106L107 52H108V54H110L109 52H114L113 50H115L116 52H117V51L119 52L118 55L120 54V51L123 52V54H125V55H126V53H129V55H130V53H131V52H130V49H132L134 52H135V49H136L137 51L140 52V51H143V48H144V52H145V53L147 52V55H149V56L151 57V54H150V53H151V51H152V50H151V49H152V44H151L152 42L150 43V41H149L150 38H146V39H144L145 35H148V32H147V34L144 35V37H142V38H143V40H141L142 44H140V42H139V44H138L136 41H134L135 39L133 40V38H136L137 35H135L133 38H132V36H131V39H132L131 42H130V36H129V39H128L129 41H128V42H129L130 45H131V43H132V41H133V44H132V45L135 47V49L133 48V46H131L132 48H131V47H128V46H130L129 43H128V46H127V45H126V46L124 45L125 42H124V43H121V44L124 45V47L128 48V49H125L124 47L118 45V44H120L119 42L121 41V40H120V36H119V34H120L121 32H120V33H118V32H119V31H123V32L130 33V30H131V29H130V30H126V29H125L126 27H125V28H122V29H119V31L116 32V33H118V35H116V36L119 37V38H117V40H120V41L116 42V40H115L116 37H115V39H113V40H115V42H113V40H109V39L107 40V35L110 34V33H108V34H105V33H104V30H105L106 28H105V29L102 28V29H103V30H102L100 27H102L103 25H99V24H97L98 22L95 21V20H97V19L93 20V22L95 21L96 23H93V22L91 21V20H92V19H91V20H90V22H92L91 25L94 27V28H91V29H95L96 27H97V28L99 27L98 29L101 30V32H99V30H92V31H96V33L98 32V35H99V36L101 35V37H103V36L106 37L105 40H102V38H101L100 40L98 39V40H99V42H98V41H95V40L92 38L93 35H94V32H92L93 35H90V31L87 29V28L90 27V26L88 27V26L86 25V22H88V21H87L88 18H87L86 21H84L86 18L83 19L86 15H85V16L82 15V14H83V13L81 12L82 9L84 10V11H83V10H82V11L85 12L84 14H86V12L89 13L92 9H94V8L96 7V9L99 8L100 10H103V11L98 10V11H100V12L103 14L104 11L107 12L106 9L108 8V7L105 6V5H108V6H109L110 3H112V4H111V9H112V8H115V11H114V14H113V16L115 15L114 17L117 16V17H119V19H120V17H121V18H123V19L125 18V20L128 19L127 21H132L133 18H131V20L129 19V17L131 16V11H130V12L127 11L128 13H130V16L127 18L126 16H124V14H123V15L119 14L120 11L117 13V11H118L119 9H122V7H120L118 10H116V7H118V5H115V3L117 2V3H119V5L121 6V4H120V2H121L122 5L124 6L123 3H125V2H126V3H127V2L129 3L130 0H124L125 2H123V1H121V0H115V1H116L115 3L113 2L114 0H113V1L110 0L111 2L106 1V2H108L107 4L105 3V0H101L102 2L104 1V2H103L104 4H101V2L99 3L97 0H92L93 3L91 2V3H90V6H87L88 8H85L84 6H82V4H81V6H82L83 8L79 7V6H80V5H78L79 2H80V3H83L84 0H81L82 2H81L80 0H79V1L76 0V1H77L76 3H78V4H77V6H74V7L78 10L76 13L81 12V13H79V14H80V17H81L82 20H83V21H82V20H81V21H82V23L84 24V26H81V25H80V22H79V24H77V19H79L78 17H77V19H74L73 21H74V22L76 21L75 24H76L77 26H75L74 24H70V25H71V26H75L76 28L80 26L81 28H77L78 31H79V29H80L79 32L76 31V30L74 31V32H78L77 34H74V33L71 34V33H70L71 35H68V34H67L68 31H69V29H68L67 27H65V26L68 25L67 23H69V22H67V23L64 22V24H63V21H64V20L66 21L67 19H64V18H66V17H64V18H63V17H60V15H59V14H61V11L59 10V8H60V7H59ZM85 1H86L87 5H88L89 3L87 2V0H85ZM90 1H91V0H90ZM90 1H89V2H90ZM96 1L99 3V5H98L97 3H96V4L94 3V2H96ZM134 1H135L134 4L136 3L135 5H137L136 8H135V7H134V8H135V9L139 8V9H141V11H142V15H143V16L140 15L141 17H139L138 14H137L139 21H141V23H142V20H140V19H141V18H142V19L147 18L148 21L146 20V21H147V24H146L147 26H146V27L149 28V27L151 26V25H149V23H150V19H151V16H150L149 14H151V10H149V9L147 10L148 7L145 8V7H144L145 5H144V6L141 5L143 2L140 4V2L137 3V0H134ZM141 1H142V0H141ZM72 2H73V1H72ZM145 2H146V0H145ZM76 3H75V1H74L73 4H76ZM113 3H114V6H115V7H112ZM60 4H61V3H60ZM83 4H85V2H84ZM92 4H93V5H92ZM100 4H101V5H104V6H101ZM146 4H147V3H146ZM148 4H149V2H148ZM66 5H67V4H66ZM130 5H133V4L130 3V4H129V7H130ZM139 5H140V6H139ZM126 6H128V5H126ZM147 6H148V5H147ZM77 7H78V8H77ZM103 7H104V8L107 7V8H106V9H101V8H103ZM109 7H110V6H109ZM57 8H58V12L60 11L59 14L56 12V11H57ZM61 8H62V7H61ZM64 8H65V7H64ZM89 8H92V9H91L90 11H88ZM130 8H132V7H130ZM130 8H127V9L129 10ZM149 8H150V7H149ZM66 9H67V8H66ZM123 9H124V8H123ZM127 9H126V10H127ZM63 10H64V9H63ZM70 10H69V11H70ZM94 10H95V9H94ZM94 10H92V12H93ZM112 10H113V9H112ZM130 10H131V9H130ZM132 10H134V9H132ZM69 11H68V13H69ZM74 11H75V10H74ZM95 11H96V10H95ZM124 11H125V9H124ZM100 12H99V15H100ZM105 12H104V13H105ZM121 12H123V11H121ZM132 12H133V11H132ZM136 12H137V11H135V13H136ZM68 13H66V14L68 15ZM97 13H98V12H97ZM97 13H96V15H97ZM110 13L112 14L113 12H109V11H108V14H106V16H107V17L109 16V18H110ZM137 13H138V12H137ZM139 13H140V12H139ZM147 13H149V14H147ZM71 14H72V13H71ZM71 14H70V15H71ZM92 14H93V13H92ZM133 14H134V12H133ZM144 14H145L146 17L144 16ZM63 15H64V14H63ZM74 15H75V14H74ZM87 15H88V14H87ZM90 15H91V13H90ZM90 15H89V16H90ZM99 15H98V18H99ZM125 15L128 16V14H126V13H125ZM68 16H69V15H68ZM77 16H78V15H77ZM100 16H102V15H100ZM111 16H112V15H111ZM132 16H133V15H132ZM104 17H105V15H103V18H104ZM114 17H112V18H114ZM117 17H116V18H117ZM62 18H63V19H62ZM68 18H70V17H68ZM72 18H73V15H72ZM90 18H91V16H90ZM92 18L94 19V18H97V17H94V16H93ZM100 18L102 19V17H100ZM116 18H114V20H115ZM136 18H137V17H136ZM101 19H100V20H101ZM117 19H118V18H117ZM59 20H60V21H59ZM62 20H63V21H62ZM100 20H98V21H100ZM102 20H103V19H102ZM104 20H106V19L104 18ZM107 20H108V18H107ZM107 20H106V21H107ZM111 20H112V19H111ZM111 20H109V21H111ZM134 20H135V19H134ZM136 20H137V19H136ZM67 21H68V20H67ZM109 21H108V22H109ZM115 21H116V20H115ZM123 21H124V20H123ZM139 21H138V22H139ZM70 22H72V20H71ZM84 22H85V23H84ZM104 22H105V21H104ZM124 22H126V21H124ZM135 22H137V21H135ZM143 22H144V20H143ZM58 23H57V24H58ZM106 23H107V22H106ZM113 23H114V22H113ZM113 23H112V27H114V26H113ZM116 23H117V22H116ZM118 23H119V21H118ZM131 23H132V22H131ZM139 23H140V22H139ZM141 23H140V26H141ZM145 23H146V22H144V24H145ZM55 24H56V23H55ZM55 24H53V25H51V26H48L49 29H48L47 27H46V28H44V27H43V28H40V30H42V31H39L40 34L37 35L35 38L32 39V41H31L32 44H31L30 42H28V41H30L31 39H30V40L27 39L28 41L24 39L25 41H27V42L29 43L30 46L32 45L31 47H33V49H32V48H29V49H31V50H30V52H27L26 55H25V52H24V55H25V56H27V55H29V56H28V59H27V57L24 56V57H25V60H23L21 63H24V62L26 61L25 63L29 62V64H30V65H27V66H31L32 63L34 64L35 59H37L35 62L39 61V59H42L46 54H48V52H56V51H57V52H61L60 49L58 50V49H56V48H54V51H53V50L51 51V50L49 49V43L52 42V41H51V40H50V41L48 40V42H47V41L43 40V39H45L44 37H45V35H47L46 33H48V31L51 33L49 37H52V36H51L52 34L55 36V34H56L55 31H57V30L54 29L53 31H52V30L50 31V29H52V28L54 27ZM57 24H56V25H57ZM87 24H88V23H87ZM100 24H104V23L101 22ZM109 24H110V23H109ZM109 24H107V25H109ZM127 24H128L127 22H126V24L123 23V27H124L125 25H127ZM88 25H89V24H88ZM107 25H106V26H107ZM117 25H118V24H117ZM131 25H134V24L132 23ZM135 25H137V24L135 23ZM135 25H134V26H135ZM104 26H105V25H104ZM106 26H105V27H106ZM110 26H111V24H110ZM119 26L122 27V25H119ZM129 26H130V25H129ZM134 26H133V27H134ZM142 26H143V25H142ZM64 27H65V28H64ZM107 27H108V26H107ZM112 27H111V28H112ZM117 27H118V26H117ZM121 27H120V28H121ZM66 28H67L68 31L66 30ZM69 28H70V26H69ZM71 28H72V29H70V30L73 31L74 27H71ZM82 28H84V30H85V28H86L87 30L84 32V30H83ZM109 28H110V27H109ZM127 28H128V27H127ZM135 28H137V26H135ZM43 29H44V31H46V33L43 31ZM91 29H90V30H91ZM117 29H118V28H117ZM117 29H116V30H117ZM128 29H129V28H128ZM137 29H140V27H138ZM137 29H134V28H133L132 30H137ZM82 30H83V31H82ZM107 30H108V29H107ZM112 30H115V29L113 28ZM116 30H115V31H116ZM141 30H143V29L141 28ZM146 30H147V28H146ZM150 30H151V28H150ZM63 31H64V33L67 34V35H65V34L63 33ZM72 31H71V32H72ZM139 31H140V30L137 31V34H140V33L143 32V31H141L140 33H138ZM147 31H148V30H147ZM52 32H54L55 34L52 33ZM57 32H58V31H57ZM80 32H81V33H80ZM83 32H84V33H83ZM107 32H109V30H108ZM123 32H122V33H123ZM132 32H133V31H132ZM145 32H146V31H145ZM145 32H143L142 34H144ZM149 32H150V31H149ZM42 33H43V34H42ZM96 33H95V34H96ZM103 33H104V34H103ZM111 33H112V32H111ZM127 33H126V35H127ZM135 33H136V32H135ZM41 34H42V35H41ZM63 34H64V35H63ZM142 34H140V36H142ZM149 34H150V33H149ZM98 35H96V36L98 37ZM123 35H124V34H123ZM126 35H125V36H126ZM131 35H133V34H131ZM40 36H41V37H40ZM42 36H43V37H42ZM47 36H48V35H47ZM90 36H92V37L90 38ZM110 36H112V34L109 35L108 37L111 38ZM140 36H139V37H140ZM49 37H48V38H49ZM55 37H56V36H55ZM105 37H103V39H104ZM112 37H113V36H112ZM121 37H122V36H121ZM146 37H147V36H146ZM148 37H150V36H148ZM53 38H54V37H52V39H53ZM95 38H96V37H95ZM125 38H126V37H125ZM137 38H138V37H137ZM142 38H141V39H142ZM151 38H152V37H151ZM46 39H47V38H46ZM49 39H50V38H49ZM121 39H122V38H121ZM91 40H92L93 42H92ZM101 40H102V42H100ZM138 40H139V38H138ZM14 41H15V40H14ZM20 41H21V40H20ZM35 41H36V44H35ZM105 41H106L107 44L105 43ZM109 41L112 42V43H110ZM139 41H140V40H139ZM143 41H144V43H143ZM151 41H152V40H151ZM17 42H18V41H17ZM27 42H26V43H27ZM61 42H62V41H61ZM95 42H97V44H96ZM121 42H123V41H121ZM126 42H127V40H126ZM14 43H16V42H14ZM23 43H24V41L22 42V44H23ZM26 43H25V45H26ZM33 43H34V45H33ZM52 43H53V42H52ZM52 43H51V44H52ZM92 43H93V44H92ZM94 43H95V44H94ZM98 43H99V44H98ZM102 43H103V44H102ZM117 43H118V44H117ZM145 43H146V44H145ZM148 43H150V46H151L150 48H151V49L148 47V46H149ZM6 44H7V43H6ZM6 44L4 43L5 46H6ZM8 44H11V43H8ZM22 44H21V45H22ZM39 44H40V45H39ZM104 44H105V45H104ZM121 44H120V45H121ZM134 44H136V45H134ZM137 44H138L139 46H138ZM143 44L146 45V47H144ZM18 45H19V44H17V46H18ZM43 45H44V47L46 46V49H48L49 51H48V50H47V51H46V50L43 51V50H44V48H43V50H42V51H43V54H41L42 52L40 53V52L37 51V49H39V47H37V46H41V47H43ZM53 45H54V43H53ZM94 45H95V47H94ZM98 45L100 46L101 49L103 48L102 50L100 49V50H101V52H100V54H101L100 57H101V58L103 57L104 60H103V58H102L101 60H97V59H96L97 56H96V57L94 56L95 54H97V53H94V50H96L97 52L100 51V50L98 49V48H99ZM102 45H103V46H102ZM110 45H111L112 47H110ZM147 45H148V46H147ZM5 46H4V49H6V47H7V46H6V47H5ZM14 46H15V44H14ZM17 46H15V49H17L18 52L21 51V50H23V49H25V48H23L24 45H22V46H23V47H22L23 49H21V50H19L21 47L19 46V48H17ZM26 46H27V45H26ZM104 46H105V47H104ZM113 46H114V47H113ZM117 46H119L118 49H120V50L117 49ZM137 46H138V47H137ZM140 46H141V48H139ZM142 46H143V47H142ZM27 47H28V46H27ZM36 47H37V49H36ZM41 47H40V48H41ZM107 47H109V48H107ZM120 47L122 48V50H121ZM2 48H3V45H2ZM9 48H10V47H9ZM12 48H13V47H12ZM80 48H82V49H80ZM93 48H95V49H93ZM104 48H105V49H104ZM123 48H124V49H123ZM137 48H138L139 50H138ZM0 49H1V47H0ZM10 49H11V48H10ZM10 49H9V50H10ZM67 49H68V48H65V47H64V50H63V51H64V52H67V51H68ZM69 49H71V50H70V51H71L70 53H72V48H69ZM78 49H80V50H78ZM89 49H90V50H89ZM97 49H98V50H97ZM108 49H109V50H108ZM110 49H111V51H110ZM141 49H142V50H141ZM146 49H147V50H146ZM149 49H150V50H149ZM1 50H3V49H1ZM27 50H28V49H27ZM66 50H67V51H66ZM85 50H86V52H88V53H86ZM91 50H92V51H91ZM103 50H104L105 53L102 52ZM125 50H127V51L129 50V51H128V52L126 51V52L124 53ZM145 50H146V51H145ZM148 50H149V51H148ZM6 51H7V50H6ZM11 51H13V50H11ZM11 51H10V52H11ZM35 51H36V52H35ZM78 51H80L81 53L83 52V53H82L83 55H82L81 53H79ZM96 51H95V52H96ZM106 51H107V52H106ZM137 51H136V52H137ZM0 52H1V51H0ZM4 52H5V50H4ZM15 52H16V51H15ZM15 52H14V53H15ZM74 52H75V53H74ZM76 52L79 53V54L77 53V55L82 56V57L84 56L85 59L83 58V63H84V60L86 61V58H87V61H88V60L91 61V62H90V61H88V62H89V64H92V65H89L90 67L87 65V68L89 67V68H88L89 70H93V69L95 70L94 72H95L96 74L94 75V77H93V72H92V73L89 72V74H87L89 70H88V69H85V67H86L85 65L82 66V65H83V63L81 62L82 59H79L80 57H79V58L76 57V56H77V55H76ZM84 52H85V53H84ZM90 52H91V53L93 52L94 54H91ZM116 52H114V53L116 54ZM139 52H137V53H139ZM149 52H150V53H149ZM6 53H8V54L5 56L6 59H7V57H11V56L9 55V52H8V51H7ZM6 53H5V54H6ZM12 53H13V52H12ZM12 53H11V55L14 56V57H15V55H18L19 57H17L16 59H19V60H20V58H21L20 56H22V53H23V52H22V53L20 52L19 54H16V53H15V54H14V53L12 54ZM29 53H31V54H29ZM35 53H36V54H35ZM38 53H39V56H37ZM44 53H45V54H44ZM68 53H69V52H68ZM89 53H90V54H89ZM102 53H104V56H102V55H103ZM145 53H144V54H145ZM5 54H4V55H5ZM32 54H33V55H32ZM87 54H89V55H87ZM98 54H99V53H98ZM98 54H97V55H98ZM108 54H106L107 57H108ZM115 54L113 55V58H115L116 56H118V55L115 56ZM121 54H122V53H121ZM123 54H122V55H123ZM135 54H136V53H135ZM0 55H1V54H0ZM91 55H93L94 57H93V56L91 57ZM110 55L112 56V53H111ZM122 55H120V56H122ZM125 55H124L122 58H123V59L125 58L126 60L129 59V57L126 58L127 55H126V56H125ZM2 56H3V53H2V55L0 56V58H1ZM120 56H119V57H120ZM131 56H132V55H131ZM136 56H135V57H136ZM144 56H146V57H144ZM14 57H13V58H14ZM37 57H38V58H37ZM39 57H40V58H39ZM88 57H90V58H88ZM98 57H99V56H98ZM132 57H133V56H132ZM132 57H130V60H132V59H131ZM150 57H149V58H150ZM11 58H12V57H11ZM116 58H117V57H116ZM3 59H4V58H3ZM6 59H5L4 61H10V60H6ZM26 59H27V60H26ZM95 59H96V60H95ZM105 59H107V60H105ZM145 60L147 61L148 58L145 59ZM15 61H16V60H15ZM15 61H14L12 64H14V66H15V65L18 66V68H19V66L21 67L22 64L20 65V63H17L18 61H17V62H15ZM87 61H86V63H87ZM92 61H94V64L92 63ZM95 61H96V62H95ZM109 61H107L106 64H107ZM150 61H151V58H150ZM150 61H149V62H150ZM10 62H11V61H10ZM10 62H9V64H10ZM119 62H120V60H119ZM119 62H118V63H119ZM126 62H127V61H126ZM126 62L124 61L125 66H126ZM133 62H135V61H133ZM0 63H3L2 60L0 61ZM6 63H7V62H6ZM112 63L114 64V62H112ZM135 63H136V62H135ZM144 63H145V62H144ZM147 63H148V62H147ZM12 64H11L10 66H13ZM27 64H28V63H27ZM81 64H82V65H81ZM87 64H88V63H87ZM115 64H116V63H115ZM136 64H137V63H136ZM149 64H150V63H149ZM3 65H4V64H3ZM103 65H104V64H103ZM107 65H108V64H107ZM109 65H110V64H109ZM121 65H122V63H121ZM131 65H132V64H131ZM145 65H146V63L144 64V66H145ZM4 66L6 67L7 65L5 64ZM25 66H26V64H25ZM27 66H26V68H27ZM114 66H115V65H114ZM127 66H128V63H127ZM127 66H126L125 68H127ZM129 66H130V65H129ZM129 66H128V67H129ZM5 67H4V68H5ZM8 67H9V66H8ZM22 67H24V66H22ZM22 67H21V68H22ZM80 67H81V68H80ZM83 67H84V68H83ZM92 67H93V68H92ZM123 67H124V65H123ZM145 67H146V66H145ZM145 67H144V68H145ZM0 68H2V67H0ZM18 68H17V70L21 71L20 68H19V69H18ZM31 68H33V67H31ZM31 68L29 67V70H30ZM130 68H131V67H130ZM146 68H148V69L150 70L149 65H148ZM2 69H3V68H2ZM27 69H28V68H27ZM27 69H26V71H27ZM81 69H82V70H81ZM115 69H116V70H115ZM119 69H120V73H122V71H121V66H120ZM122 69H123V68H122ZM3 70H5V69H3ZM23 70L25 71V68H23ZM23 70H22V71H23ZM80 70H81V71H80ZM86 70H88V71H86ZM127 70H128V69H127ZM127 70H126V73H127ZM144 70H145V69H144ZM11 71H12V70H11ZM19 71H17V75H18V72H19ZM26 71L23 72V73H28V72H26ZM99 71H100V69H99ZM123 71H124V70H123ZM128 71H130V70H128ZM14 72H16V71H14ZM101 72H102V71H101ZM136 72H137V73H136ZM8 73H9V71H7L5 74H8ZM98 73H99V72H98ZM111 73H112V77L109 75V74H111ZM15 74H16V73H15ZM21 74H22V72H21ZM85 74H87V76L90 75V74H92V75L88 76V77H89V80H91V78H92V80L94 79V80L96 81V82H93V81L91 82V81H89L90 84H91V87H92L93 84H94V85L96 84V87H95V86L93 87V88H95V89H92V88H91V91H92V92H91V91H88V89L90 90V88H88V87H89V86L87 85V83H88V79H87V77H86ZM122 74H123V73H122ZM103 75L106 76V77H108V78L105 77L104 81H103ZM138 75H141V76H138ZM5 76H6V75H5ZM7 76H8V75H7ZM117 76H120L121 80H120V79L117 80ZM147 76H146V77H147ZM85 77H86L87 81H85ZM114 79L116 80V83L114 82ZM124 79H125V77H124ZM136 79H137V78H136ZM139 79H141V78H139ZM99 80H101L102 82H99ZM108 81H107V85H110V84H108ZM142 81H143V78H142ZM86 82H87V83H86ZM144 82H146L149 86H151V83H149V82H151V81H148V78H147V80H145ZM92 83H93V84H92ZM99 83H100V84H99ZM97 84H99L100 86L102 85V86L100 87V86L97 85ZM104 84L106 85V83H104ZM118 84L121 85V86L123 85V86L121 87V86H119ZM132 84H133V83H132ZM139 84L141 85V83H139ZM139 84L137 83V85H139ZM97 86H98V88H97ZM142 86H144V84H142ZM85 87H87V88H85ZM99 87H100L101 89H100ZM133 87H134V86H132V88H133ZM135 87H136V84H135ZM135 87H134V88H135ZM145 87H147V86H145ZM103 88L105 89V87H103ZM122 88H123V90H122ZM138 88H140V87H138ZM141 88H142V87H141ZM135 89H136V88H135ZM135 89H134V90H135ZM144 89H145V88H144ZM146 89H148V93H149V88H146ZM85 90L87 91L88 94H85V92H84ZM115 90H114V91L111 90V91H108V92H109V93H110V92H113V94H114ZM126 90H125V92H126ZM139 90H140V89H138L137 91H139ZM82 91H83V92H82ZM93 91H94V92H93ZM117 91H118V90H116V93L119 92V91H118V92H117ZM128 91H131V89H128ZM135 91H136V90H135ZM137 91H136V92H137ZM89 92H91V93H89ZM97 92H99V91H97ZM104 92H106V91H103V93H104ZM136 92H135V93H136ZM144 92H145V91H144ZM92 93H93V94H92ZM103 93L100 92V94H103ZM109 93H106V94L108 95ZM119 93H120V92H119ZM122 93L125 94L126 96H128V94H130V92H128V93H127V92L124 93V91H123ZM132 93H133V90H132ZM135 93H134V94H135ZM138 93H140V92H138ZM138 93H137V95H138ZM142 93H143V92H142ZM142 93H140V94H142ZM148 93H147V94H148ZM90 94H91V95H90ZM106 94H103V96H106ZM113 94H112V95H113ZM134 94H132V95H133V98L135 97V99H136V96H134ZM143 94H144V93H143ZM87 95H89V96H87ZM94 95H95V96H94ZM115 95H116V94H115ZM120 95H121V94H120ZM125 95H123V96H125ZM145 95H146V92H145ZM149 95H150V94H148V96H149ZM117 96H119V95H117ZM146 96H147V95H146ZM146 96H145V97L143 96V97H144L143 100L146 98ZM92 97H93L94 99H93ZM101 97H102V96H101ZM112 97H113V96H112ZM114 97H116V96H114ZM137 97H139V95H138ZM141 97H142V95H141ZM141 97L138 98V99H141ZM149 97H150V96H149ZM97 98H98V99H97ZM106 98H109V99H110V96H109V97H106ZM106 98H104V100H105ZM126 98H127V97H126ZM133 98H130V100L133 99ZM92 99H93V100H92ZM113 99H114V98H113ZM116 99H117V98H116ZM121 99H122V97H121ZM124 99H125V98H124ZM138 99H136V100H134V101L132 100V101H133L134 103H137V100H138ZM147 99H148V97L145 99V102H146ZM96 100H97V101H96ZM102 100H103V97H102ZM106 100H108V99H106ZM106 100H105V102H106ZM114 100H115V99H114ZM118 100H120V99L118 98ZM125 100H126V99H125ZM130 100H129V101H130ZM150 100H151V99H150ZM108 101H109V103H110V100H108ZM94 102H95V103H94ZM102 102L105 103L104 101H102ZM102 102H101V103H102ZM113 102H116V100H115V101H112V99H111V103H113ZM118 102H119V101H118ZM126 102H128V101L126 100ZM126 102H125V103H126ZM130 102H131V101H130ZM138 102H139V101H138ZM140 102L142 103V101H140ZM107 103H108V102H107ZM107 103H105V104H107ZM111 103L109 104V105L111 106L110 108H112V110L114 111V108H113V107H114L115 105L113 104V105H114V106H113ZM122 103L125 105L124 102H122ZM122 103H119V104L117 103V104H118V105H122ZM141 103H140V104H141ZM147 103H148V100H147ZM147 103H146V104L144 103V105L146 106ZM95 104H96V105H95ZM98 104H99V105H98ZM117 104H116V105H117ZM127 104H129V103H127ZM131 104H132V103H130V105H131ZM140 104H139V105H140ZM142 104H143V103H142ZM85 105H86V106H85ZM97 105L100 106L101 108H99ZM132 105H134V106H133V109H131L132 111H134V109H135V111H138V110H139V108L137 107V105H135V104H132ZM132 105H131V106H132ZM144 105H143V107H144ZM149 105H150V104H149ZM149 105H148V106H149ZM83 106H85V107L87 108L88 113H87V111H83V110H82V109H83ZM91 106H92V105H91ZM105 106H106V105H105ZM127 106H128V105H127ZM127 106H126V107H127ZM131 106H130V107H131ZM148 106H147V107H148ZM107 107H109V106L107 105ZM123 107H124V106H123ZM136 107H137L138 110L136 109ZM147 107H145V109H146ZM81 108H82V109H81ZM86 108H84V109H86ZM88 108H89V109H88ZM92 108H93V107H92ZM131 108H132V107H131ZM149 108H150V107H149ZM149 108H148V109H149ZM80 109H81L82 111H81ZM106 109H107V108H106ZM116 109H117V108H116ZM116 109H115V110H116ZM124 109H125V108H124ZM124 109H123V110H124ZM91 110H93V109H91ZM94 110H93V111H94ZM96 110H95V111H96ZM102 110H103V108H102ZM104 110H105V108H104ZM108 110L110 111V109H108ZM121 110H122V109H121ZM121 110H120L119 112H122ZM93 111H92V112H93ZM95 111H94V112H95ZM113 111H111V112H113ZM125 111H127V113L125 112L126 114L130 113V112H128V109L125 110ZM129 111H130V109H129ZM140 111H141V109H140ZM143 111H144V108H143L142 112H143ZM146 111H148V113H149L150 110H146ZM83 112H84V113H83ZM94 112H93V113H94ZM101 112H102V111H101ZM103 112H104V114H103V113H102V114H103V116H104V115H105V111H103ZM106 112H107V111H106ZM52 113H53V112H52ZM125 113H124V114H125ZM131 113H132V112H131ZM139 113H140V112H139ZM54 114H58V113H54ZM109 114H110V113H109ZM113 114H115V113H113ZM135 114L138 115L137 112H136ZM144 114H146V113H144ZM19 115H20V114H19ZM49 115H53V114H49ZM92 115H93V114H92ZM107 115H108V114H107ZM110 115H111V117H113L112 113H111ZM119 115H120V113H119ZM119 115H118V113H117V117H118ZM140 115H141L142 118L144 117L143 113H142V114L140 113ZM76 116H73V117H76ZM86 116H87V115H86ZM86 116H84V117H86ZM95 116H96V115H95ZM97 116H98V114H97ZM101 116H102V115H100V117H101ZM108 116H109V115H108ZM132 116H133V115H132ZM134 116H135V115H134ZM53 117L56 118L57 116L55 117V115H54ZM59 117H60V116H59ZM73 117H70V118H73ZM84 117H83V118H84ZM89 117H90L91 119H90ZM92 117H94V116H92ZM92 117L88 115V118H89V121L87 120L88 122H84V120H86V118H84V120H82L81 118H78V117H77L78 119L75 118V119L78 120V121H79V119H80L79 122L82 123V125H80V127H81V129H83V130H82L83 132L80 130V128H76V127H79L78 125H79L80 123L78 124L77 122H75V121H74V118H73V120H72V119H71V120L73 121V123H74V122L77 123V126H73V123H71V126H73V127L70 128L69 130L67 129V131H66V129H65V128H67V126H65V125H66V124L68 125L69 123L64 124V123H63L64 121H63V122H60V120L57 121V119H55V121H57V123L54 122V123H56V124H54V126L57 125L56 128L59 127V128H57V129H59V131H61L60 133H62V131H65V132L67 133L66 135H68V136H66L65 133H62L63 136H62V134H61V137H55V138H54V137H53L54 135H52V136L49 135V136H47V137L45 138V135H41L42 133L39 135V134H30L31 132H27V133L25 134L26 136H24V137H25V139H24L25 142H24V143H26L27 145H25V144L23 143L24 140L19 139V137H21V135H19L18 140H19V141H20V140L22 141V143H21V141H20L19 143L22 144V145L24 144V146H25L26 149H28V148L30 149V148H31L32 150H34L33 147H35L36 152H39L40 155H41V153H42L43 155H41V158H40V156H38V154H37L36 152L31 151V152H32V153H31V152H29V150H28V151H27V150H24V151H27L28 154L31 155L30 157H31V158L33 157V158L35 159V161H39V159H40V160H42V159L45 160V158H46V159H47L46 161H49L50 163H49V162L46 163V161H45L44 165H46V169H45V167H44V170H43V171L46 172V173H47V171L51 172V171H52V168H49V166H50L51 164H53L54 162H56L57 160H59L58 157L56 156L57 153H58L59 155L61 154V160H62V158H63L62 155L65 157V160H64V161H66V157H73V156H69L70 154H65V153L63 154V152H62L64 149L66 150V148H63V146H61V145L63 144L64 147H65V144H64V143L67 144V142L64 141V140H65L64 137L67 138V141H72V140L75 138V135H76V134L78 135V133H80L79 131H81V133H84V132L86 133L89 129H90L89 131H91V128H92V130L94 129V130H93V133H94V131H98V132H100V133H103V134H102L103 137H106V136H109V135H110V134L107 135V133H109L110 131H108V132L106 131V130H110V128L107 129L108 127H106V126L103 125V124L106 123V122H108L107 120L111 121V120H110L111 117L109 116L110 119L106 118V115H105V118H106V119L102 117L101 119H102L103 121H105V122L102 121L103 124L101 123V120H99V121L97 120L99 123L96 122V121H94V119H93V121H92ZM100 117H97V118H100ZM117 117H116V118H117ZM120 117H121V116H120ZM120 117H119V118H120ZM125 117H126V116H125ZM127 117H128V116H127ZM129 117H131V116H129ZM129 117H128V118H129ZM138 117H140V116L138 115ZM145 117H147V115H145ZM145 117H144V118H145ZM19 118H20V117H18L17 119H19ZM60 118H61V117H60ZM122 118H123V117H122ZM135 118H136V116H135ZM135 118H134V119H135ZM14 119H15V118H14ZM17 119H16L15 123L17 122ZM20 119H21V118H20ZM20 119H19V120H20ZM50 119H51V118H50ZM58 119H59V118H58ZM61 119L66 121V119L68 120L69 118H66V119L61 118ZM113 119H114V118H113ZM124 119H125V118H124ZM124 119H123V120H124ZM126 119H127V118H126ZM136 119H137V118H136ZM136 119H135V122H136ZM12 120H13V119H12ZM12 120H11V121H12ZM47 120H49V119H47ZM62 120H61V121H62ZM81 120H82V121H81ZM129 120H130V119H129ZM137 120H138V119H137ZM144 120H146V123H147V120H150V118H149V119H144ZM13 121H14V120H13ZM53 121H54V120H52V122H53ZM119 121H121V119H120ZM130 121L132 122V120H130ZM138 121H139V120H138ZM141 121H142V120H141ZM47 122H48V121H47ZM50 122H51V121H50ZM66 122H68V121H66ZM117 122H118V120H117ZM125 122H127V121H125ZM131 122H130V123H131ZM135 122L133 121L132 124L134 125ZM142 122H144V121H142ZM60 123H62V124H60ZM75 123H74V124H75ZM83 123H84V124H83ZM94 123H96V124H95V127H96V128L93 126ZM97 123H98V124H97ZM108 123H109V122H108ZM108 123H106V125H107ZM111 123H113V125H115L114 122H111ZM120 123H122V122H120ZM137 123H138V122H137ZM47 124H48V127H51V126L53 125V124H52V125L50 126L49 124H51V123H47ZM58 124H59V126H58ZM63 124H64V125H63ZM85 124H87V125H85ZM99 124H100V125H103L104 127H106V130L104 129V130L107 132L106 134H105V131L103 132V130H102V129H103V126H102V129H101V126H100ZM128 124H129V122H127V124H126V127H127V128L125 127L126 129H128ZM142 124H143V126H145L144 123H142ZM142 124H140V126H141ZM75 125H76V124H75ZM83 125H84V126H83ZM88 125H91V126L88 127ZM130 125H131V124H129V127H130ZM135 125H136V124H135ZM147 125H149V124H147ZM69 126H70V124L68 125V128H69ZM82 126H83V128H82ZM108 126H109V124H108ZM115 126L118 128L117 123H116ZM115 126H114V128H115ZM136 126H137V127H140L139 125H136ZM136 126H135V127H136ZM46 127H47V126H46ZM61 127H63V129H62ZM97 127H99V130H97V129H98ZM146 127H147V126H146ZM146 127H145V128H146ZM84 128H86V129L84 130ZM111 128H112V127H111ZM114 128H113V129H114ZM117 128H116V130H117ZM119 128H120V127H119ZM119 128H118V129H119ZM131 128H134V127H131ZM131 128H129V129L132 130ZM140 128H141V129H139V130H142V127H140ZM61 129H62V130H61ZM64 129H65V130H64ZM73 129H76V133L74 132ZM134 129H135V128H134ZM146 129H147L146 131H148V127H147ZM149 129H150V127H149ZM122 130L124 131V128H122ZM139 130H137V132H138ZM144 130H145V129H144ZM57 131H58V130H57ZM101 131H102V132H101ZM113 131H115V129H114ZM126 131H127V130H125V132H126ZM146 131H141L142 134L145 133V134L148 135L147 138H146V136H143V137L146 138V139H145L146 141H144V139H143L142 137H140V138L143 139L144 143L148 141V139H149L148 137L150 136V133H151L150 131H151V129H150L148 132H146ZM91 132H92V131H91ZM91 132H89V135L87 134L88 132L86 133V134H87V136H86L87 138H88V136H90ZM128 132H129V131H128ZM128 132H127V133H128ZM132 132H133V130L130 131L129 133L131 134ZM57 133H58V132H57ZM96 133H97V132H96ZM111 133H112V132H111ZM121 133H122V132H121V130H120V132H119L118 134H121ZM129 133H128V134H129ZM134 133H136V132L134 131ZM134 133H132L131 135H133ZM138 133H139V132H138ZM55 134H56V133H55ZM122 134L125 135L124 133H122ZM122 134H121V136H123ZM139 134H140V133H139ZM30 135H31V136H30ZM33 135H34V136H33ZM58 135H59V134H58ZM77 135H76V136H77ZM82 135H84V134H82ZM91 135H92L91 137L94 138L95 134H91ZM93 135H94V136H93ZM97 135H98V134H97ZM113 135H114V134H113ZM113 135H112V136H113ZM116 135H117V134H116ZM131 135H130V137H131ZM41 136H42V137H41ZM56 136H57V135H56ZM59 136H60V135H59ZM80 136H81V135H80ZM80 136H79V137H80ZM84 136H85V135H84ZM112 136H111V138H112ZM117 136H118V135H117ZM139 136H140V135H139ZM139 136H138V135H135V137H137V138H138ZM8 137H11V138L9 139ZM13 137H14V136H11V135H8V134L6 135V138L9 139L8 142H9V141H10V142L13 141L14 143H16L17 141L15 142V137H16V140H17V136H15L14 138H13ZM24 137H21V138L23 139ZM51 137H53V138H51ZM62 137H63V138H62ZM103 137H101V138H103ZM109 137H110V136H109ZM113 137H114V136H113ZM119 137H120V136H119ZM119 137H118V138H119ZM130 137H128V135H127V138L130 139ZM135 137L132 136V138H135ZM71 138H72V140H70ZM76 138H77V137H76ZM76 138H75V139H76ZM7 139H5V140L7 141ZM11 139H12V140H11ZM13 139H14V140H13ZM26 139H27V141H29V142H27ZM39 139H40V140H39ZM43 139H44L45 141H43ZM48 139H49L50 141H55V140H57V141L59 140V141H60V140L62 139V140H61L62 142H61V141H60V142L58 141V142H55V143H54L55 146H52V145H54V144H51V145L48 146V142H49ZM97 139L100 140L99 137H98ZM105 139H106V140L102 139L103 143H107L109 146H110V145H112V146H114V147H115L116 145H117V147L120 146V144H116L117 142H116V143H114V142H110V140H109L110 138H109V139L105 138ZM112 139H113V138H112ZM138 139H139V138H138ZM138 139L135 138V139H133V141H139V142H141V139H140V140H138ZM92 140H93V139H92ZM114 140H115V139H114ZM120 140H122V139L120 138ZM130 140H132V139H130ZM30 141L33 142L34 144L31 143ZM74 141H75V140H74ZM74 141H73V142H74ZM85 141H86V139H85ZM85 141H84V142H85ZM87 141H88V140H87ZM90 141H91V140H90ZM94 141H95V139H94ZM112 141H113V140H112ZM115 141H119V140L116 139ZM125 141H126V139H125ZM127 141H128V140H127ZM42 142H43V143L45 142V143L47 144V145H46V144L44 143V144L46 145V147L43 146V143H42ZM63 142H64V143H63ZM75 142L77 143V141H75ZM75 142H74V145H75ZM79 142L82 143V141H79ZM97 142H98V141H97ZM99 142H101V141H99ZM129 142H131V141H129ZM37 143H38V144H37ZM49 143H52V142H49ZM56 143H57V144H56ZM59 143H61V144L58 145ZM68 143H72V142H68ZM80 143H79V145H80ZM88 143L90 144V143H92V141H91V142H88ZM88 143H86V144H88ZM93 143H94V142H93ZM101 143H102V142H101ZM101 143H99V144H101ZM123 143H124V142L121 141L122 146H123ZM133 143H134V142H132L131 144H128V143H127V144H128V146H129V145L132 146ZM141 143H142V142H141ZM41 144H42V146H41ZM83 144H84V143H83ZM86 144H85V145H86ZM97 144H98V143H97ZM127 144H125V146H126ZM135 144H136V143H135ZM14 145H17V146H16V147H13ZM18 145H19V144H18V142H17L16 144H13L12 147L15 148V149H17V148H18ZM69 145H70V144H69ZM71 145H72V144H71ZM71 145H70L69 147H68V145H67L68 150L71 151V150H72L71 148H73L72 151H74L75 148H74L73 146L71 147ZM77 145H78V143H77ZM77 145H76V146H77ZM91 145H92V144H91ZM93 145L96 146V143H94ZM102 145H104V144H102ZM136 145H137V144H136ZM136 145H135L136 148L139 146L138 149H136V150H135V149L133 148V146H132V148L134 149L135 152L138 151L139 148H140V146H141L140 144L137 145V146H136ZM26 146H27V147H26ZM28 146H29V147H28ZM47 146H48V147H47ZM50 146H51V147H50ZM80 146L82 147V144H81ZM80 146H79V147H80ZM86 146H87V145H86ZM122 146H121V147H122ZM125 146H124V147H125ZM142 146H145V144L143 145V143H142ZM20 147H21V145H20ZM53 147L56 148V149H54ZM60 147H61V148H60ZM70 147H71V148H70ZM87 147H88V146H87ZM89 147H91V146H89ZM97 147H100V145L97 146ZM105 147H107V146H105ZM117 147H115V148H117ZM121 147H120V148H121ZM124 147H123V148H124ZM21 148L23 149V146H22ZM25 148H24V149H25ZM49 148H51V149H49ZM52 148H53V149H52ZM103 148H104V147H103ZM123 148H122V149H123ZM15 149L12 150V151H10L11 148L9 149V151H10V155H11V154L13 155L14 153H16V152H14ZM62 149H63V150H62ZM86 149H87V148H86ZM88 149H91V148H88ZM95 149L98 150L97 148H95ZM95 149H94V150H95ZM108 149H109V147H108ZM111 149H112V148H111ZM125 149H127V148H125ZM53 150H54V152H53ZM65 150H64V151H65ZM84 150H85V149H84ZM84 150H82V151L84 152ZM100 150H101V152H102V149H100ZM103 150H104V149H103ZM112 150H114V148H113ZM116 150H117V149H116ZM128 150H129V149H128ZM18 151H21V150H18ZM24 151H21V153L24 152ZM34 151H35V150H34ZM48 151H49L50 153H48ZM59 151H60V152H59ZM78 151H80V149L77 150V152H78ZM87 151H88V150H87ZM90 151H91V150H90ZM90 151H88L87 153L90 154ZM117 151H118V150H117ZM119 151H122V150H119ZM124 151H125V150H124ZM131 151H132V150H131ZM11 152H12V153H11ZM51 152H53V153H52L53 155L51 154ZM95 152H96V151H95ZM95 152H94V153H95ZM105 152H106V151H105ZM109 152H110V150H109ZM109 152H107V153H109ZM113 152H115V151H113ZM122 152H123V151H122ZM34 153H35V154H34ZM47 153L49 154V157H50V158L47 157V156H48ZM66 153H67V152H66ZM68 153H69V151H68ZM85 153H86V151H85ZM92 153H93V151L91 152V155H92ZM94 153H93L92 157H95V156H94ZM97 153H99V151L96 152V156H97ZM107 153H105V154H107ZM116 153H117V152H116ZM119 153H121V152H118V155L120 156ZM126 153H128L127 150H126ZM133 153H134V152L132 151V153H131L132 156H133ZM136 153H138V152H136ZM72 154H73V153H72ZM72 154H71V155H72ZM78 154H79V153H78ZM81 154H82V153H81ZM81 154L78 155V156H79V158H80L79 160L82 162V161H83V158H82V160H81ZM83 154H84V153H83ZM112 154H115V153H112ZM129 154H130V153H129ZM148 154H149V153H148ZM148 154H147V155L144 154V157H145V155L150 157V154H149V155H148ZM19 155H21V156L24 157V158H26V157L28 156L26 153H23V155H22V154H19V153H18V154L16 153V154H15L16 159L13 158L14 156L11 157L10 159H12V162L14 163V165L11 164V165H13V166H11V169L13 170V172H12V170L9 168V169L7 170V172H10V173H9V174H8V173H5L4 178L7 176V177H8L7 180H9V178H11L10 181L13 182V179H15L14 177H15L16 175H18V176H17L18 178H19V175H20V176H23V175H24L25 178H26L27 176L34 175V174L30 173V170H31V169H30V168H31L30 166H33L32 169L34 168V169L37 171V173H38L37 176H38V175L41 176L42 179H43V177H45V179H46V178L49 176V173L46 174V175H48V176H44V175H45L44 172L41 171V170L43 169V167H41V165H40V166L36 165L34 161L31 162L33 165L30 164L29 161H31V160L29 159V157H27L29 161H28V160H27V161L24 160V161L21 163V162H20V159H21V158H18ZM76 155H77V154H76ZM91 155H90V156H91ZM100 155H101V154H100ZM107 155L109 156L110 154H107ZM37 156H38V157H37ZM74 156H75V154H74ZM82 156H83V155H82ZM86 156H87V155H86ZM104 156H105V155H104ZM104 156H103V158H104ZM108 156H107V157H108ZM113 156H114V155H113ZM116 156H117V154H116ZM122 156H125V157L129 156L128 159H131V158L133 159V157H131V155L122 154ZM135 156L137 157V155H135ZM52 157H53V158L55 157L56 160L53 161L55 158L53 159ZM59 157H60V156H59ZM76 157H77V156H76ZM84 157H85V155H84ZM87 157H88V156H87ZM87 157H85V160L87 159ZM100 157H101V156H100ZM100 157H99V158H96V157H95V161H96V160H98V161L101 160ZM130 157H131V158H130ZM24 158H23V159H24ZM38 158H39V159H38ZM51 158H52V159H51ZM110 158L112 159L113 157L110 156ZM122 158H124V157H121L120 159H122ZM134 158H135V157H134ZM13 159H14V161H13ZM23 159H21V160H23ZM88 159H89V158H88ZM88 159H87V161H88ZM111 159H109L110 162H111ZM120 159L118 158V160H120ZM143 159H144V158H143ZM148 159H149V158H148ZM148 159L146 158V160H148ZM44 160H43V161H40L39 163H41V162L43 163ZM61 160H59V163H60ZM70 160H71V159H70ZM70 160H69V161H70ZM73 160H74V159H73ZM73 160H72V161H73ZM103 160H104V159H103ZM105 160H106V159H105ZM125 160H126V159H125ZM133 160H134V159H133ZM133 160H131V161H133ZM146 160L144 159V161H146ZM15 161H16V162H15ZM18 161H19V162L21 163V165H22V166H18L19 168L17 167V165L19 164ZM67 161H68V160H67ZM67 161H66V163L69 162V161H68V162H67ZM75 161H78V158H75ZM80 161H79V163L76 162L77 165L80 164ZM89 161L91 162V158L89 159ZM89 161L87 162L88 164L90 163ZM92 161H93V158H92ZM112 161H114V160H112ZM121 161H122V160H121ZM121 161H120V162H121ZM123 161H124V159H123ZM135 161L137 162L136 159H135ZM135 161H134V162H135ZM51 162H52V163H51ZM61 162H63V161H61ZM93 162H94V161H93ZM93 162H92V163H93ZM118 162H119V161H118ZM129 162H130V160H129ZM146 162H147V161H146ZM149 162H150V160H149ZM36 163H38V162H36ZM39 163H38V164H39ZM56 163H58V162H56ZM73 163H74V162H73ZM101 163H102V160H101L100 164H101ZM106 163H107V160H106V162L103 161L102 164L106 165ZM113 163H115V161H114ZM122 163H123V162H122ZM122 163H120L119 165L121 166ZM15 164H16V165H15ZM23 164H24V166H25L26 168L23 166ZM61 164H63V163H61ZM64 164H65V162H64ZM68 164H69V163H68ZM68 164H67V165H68ZM97 164H99V163H97ZM116 164H117V163H115L114 166H116ZM127 164H129L128 161H127ZM131 164H132V162H131ZM131 164H130V165H131ZM19 165H20V164H19ZM44 165H43V166H44ZM58 165H60V164H58ZM67 165H66V166H67ZM72 165H73V164H72ZM85 165H86V164H85ZM90 165H91V164H90ZM92 165L95 166L96 164H92ZM92 165H91V166H92ZM104 165H103V166H104ZM107 165H108V164H107ZM107 165H106V166H107ZM119 165H117V166H118V170H120V169H119V168H120ZM15 166H16V168H15ZM36 166H38L39 168L41 167V168H40V171H41V172L39 171V168H38V167H37L38 169L36 168ZM47 166H48V167H47ZM51 166L54 167L53 165H51ZM56 166H57V165H56ZM74 166H75V165H74ZM80 166H82V164H81ZM91 166H90V167H91ZM99 166H101V165H99ZM111 166H112V164H110V167H111ZM128 166H129V165H128ZM12 167H13V168H12ZM21 167H23V168H21ZM29 167H30V168H29ZM59 167H60V166H59ZM68 167H70V166H68ZM82 167H84V165H83ZM88 167H89V165H88ZM95 167H97V165H96ZM121 167H127L125 161H124V164H123ZM24 168H25V169H24ZM28 168H29V172L27 173V172H25V171H28ZM66 168H67V167H66ZM66 168H65V169H66ZM73 168H75V167H73ZM80 168H81V167H80ZM84 168H85V167H84ZM84 168H83V170H84ZM101 168H102V167H101ZM105 168H106V167H105ZM112 168H115V167H112ZM15 169H16V170H15ZM20 169H21V170H20ZM22 169H23V170H22ZM54 169H55V168H54ZM57 169H58V168H57ZM59 169H60V168H59ZM62 169H63V167L61 166V169H60L59 171L62 172ZM68 169H69V168H68ZM68 169H67V170H68ZM93 169L97 170V168H93ZM98 169H100V168H98ZM108 169H109V167H108ZM110 169H111V168H110ZM116 169H117V167H116L113 171H116ZM126 169H128V167H127ZM126 169H125V171H126ZM46 170H47V171H46ZM50 170H51V171H50ZM73 170H74V169H73ZM75 170H76V168H75ZM77 170H79V169L77 168ZM87 170H88V169H86V171H85L86 173H88V171H90V169H89L88 171H87ZM91 170H92V168H91ZM101 170H102V169H101ZM101 170H100V172H101ZM71 171H72V170H71ZM102 171H103V170H102ZM108 171H109V170H107V172H108ZM122 171H123V170H122ZM122 171H120V172H122ZM11 172H12V173H11ZM19 172H20V173H19ZM32 172H33V171H32ZM52 172H53V171H52ZM55 172H56V171H55ZM55 172H54V173H55ZM61 172L59 173V175L61 174ZM65 172H67V171L65 170ZM103 172L106 173V171H103ZM15 173H16V174H15ZM25 173H26V174H25ZM29 173H30V174H29ZM33 173H34V172H33ZM35 173H36V172H35ZM42 173H43V174H42ZM54 173H53V174H50V176H52V175L55 176L56 173H55V174H54ZM62 173H63V172H62ZM89 173H90V172H89ZM91 173H92V171H91ZM91 173L89 174V176L92 177L93 180H92V178L90 179V177H89V179H86V182H83V181L81 182V181L79 180V181H80V183H79V182H77V181H78V180H77L76 183H79V184H77V186H75V187H74V184H72V185H73L72 187H71V186L68 187V186L65 185V182H66L68 179H69L68 181H71L70 179H72V177H70V176H72V174L70 175V174L68 173V177H69V178H68L67 180L64 181V185L61 184V185H59V186H58V184L61 183V181H62V177H61V176H58V177H57V175H56L57 179H61L60 182H58V183L55 182L57 185L54 184V185H56V186H58V187H55V186H54V188H50V189H53V190H49V191H46V189H45V192H43V193H41V194H44V193H47V192H51V191H55L57 194H62L63 190L73 188V189H75L74 194L77 195V196L74 197V198H70V199H60V200L57 202L58 207H57L55 210H53V211L49 210L48 212H45L42 216L47 215V214L53 216V215H55V214L57 215L58 213H59V217L62 216V215H65L64 213H67V214H69V213H72V214H73V213H74V215L77 216V214L75 213V211H76V210H75V209H76V206H75L73 203L76 202V203H77V206H80V207H77V208H79V210H80V208L82 209L84 206H82V203H81V202H82V200L84 201V197H88L89 195H90V196H91V195H99L100 193H101V195H103L102 193H103L104 189L106 188V186H104V185H107V184H108V183L106 182L107 179H109L110 177H111V179H114L115 176H116V179H117V177L121 178V176H119V175H120L119 172H118L119 175H117V173H116V175L113 174V175H115V176H112V175L108 174V175H110L109 178L107 177L108 175H106V174H104V173H101V174L99 173V175H101V177H103V176L106 175L107 178H106V177L101 178L100 176L97 175V176H98V177H97L98 179L94 178V175H91ZM113 173H114V172H113ZM122 173H124V172H122ZM122 173H121V174H122ZM10 174H11V175H10ZM66 174H67V173H66ZM77 174H78V172L76 173V176H77ZM95 174H96V173H95ZM97 174H98V173H97ZM103 174H104V175H103ZM111 174H112V172H111ZM13 175H14V176H13ZM35 175H36V174H35ZM42 175H43V176H42ZM79 175H80V173H79ZM83 175H84V174H82V176H80V177L83 178ZM86 175H87V174H86ZM9 176H10V177H9ZM50 176H49V177H50ZM62 176H63V175H62ZM76 176H75L73 182H75V180H76ZM33 177H34V176H33ZM56 177H54L53 179H56ZM59 177H61V178H59ZM63 177H65V176H63ZM73 177H74V176H73ZM87 177H88V176H87ZM95 177H96V175H95ZM12 178H13V179H12ZM18 178H17V179H18ZM21 178H22V177H21ZM21 178H19V180H16V181H18V183H19L20 180L24 179V178H22V179H21ZM34 178H35V177H34ZM34 178H33V179H34ZM77 178H79V177H77ZM84 178H86V177H84ZM104 178H106V180H105ZM119 178H118V180H119ZM48 179H49V178H48ZM57 179H56V180H57ZM99 179H102V180L99 181ZM5 180H6V179H5ZM25 180H26V179H25ZM25 180H22L21 182H23V181H25ZM51 180H52V179L50 178V181H51ZM63 180H64V179H63ZM72 180H73V179H72ZM81 180H83V179H81ZM84 180H85V179H84ZM87 180H89V181H87ZM104 180H105V182H104ZM109 180H110V179H109ZM10 181H9V182H10ZM16 181H15V183H16ZM27 181H31V179H30V180H26V182H27ZM43 181L46 182L47 185H48V183H49V185L52 186L51 182H47V181H49V180H47V181L43 180ZM52 181H55V180H52ZM102 181H103L104 185H102ZM6 182H7V181H6ZM21 182H20V183H21ZM35 182H36V179H35ZM38 182H39V181H38ZM71 182H72V181H71ZM108 182H109V181H108ZM7 183H8V182H7ZM7 183H6V184H3V183H2V186H3V185H4V186L6 185V186L8 187L10 184H7ZM20 183H19V184H20ZM24 183H25V182H23L21 185H24ZM28 183H29V182H28ZM31 183H34V182H31ZM31 183H30V184H31ZM36 183H37V182H36ZM62 183H63V182H62ZM66 183H70V182H66ZM105 183H107V184H105ZM109 183H110V182H109ZM112 183H113V181H112ZM0 184H1V183H0ZM19 184H18V186H19ZM30 184L28 185L29 189H30V187H33V186H31ZM26 185H27V184H26ZM26 185H24L25 188H27ZM67 185H69V184H67ZM108 185H109V184H108ZM108 185H107V186H108ZM113 185H114V183H113ZM15 186H16V185H15ZM15 186H13V183H12V186H9V187L7 188V190L10 189L11 187H15ZM64 186H66V187H64ZM103 186H104L105 188H103ZM109 186H111V185H109ZM34 187H35V186H34ZM16 188H17V187H16ZM20 188H21V187L17 188L18 190L16 189L15 192L13 191L14 193H12V195H13V196H17V195H19V194H18V191H19ZM23 189H24V188H23ZM47 189H48V188H47ZM60 189H61V191H60ZM107 189H108V188H107ZM11 191H12V190H11ZM26 191H29V190H28V189L25 190V193L27 194L28 192H26ZM106 191H107V190L105 189V194H106V193L108 194V192H106ZM22 192H23V191H22ZM83 192H84V194L82 195ZM10 193H11V192H10ZM19 193H20V191H19ZM6 194H7V193H6ZM8 194H9V193H8ZM8 194H7V195H8ZM16 194H17V195H16ZM20 194H21V193H20ZM107 194H106V195H107ZM4 195H5V194H4ZM12 195H11V196H12ZM22 195H23V194H22ZM22 195H21V196H22ZM24 195H25V194H24ZM24 195L22 196V198L16 197V199H17L18 201H16V200L14 201L15 198L13 199V198H10V197H9V198L12 200V201H11V205H10V203L7 201L8 197H7V199L4 197V198H3L4 200L0 198V201H1V202H0V205L3 204L5 201H7V202H5L3 205L6 206V205L8 204L7 206H10L9 208H11V209L8 208L9 211H8L7 208H6V211L9 213L10 210L12 211V207H13L12 205H13V204H14V208H15V209H17L16 206H19V205L22 206V205H23V203L25 202V197H24ZM81 195H82V196H81ZM101 195H100V196H101ZM1 196H2V195H1ZM5 196H6V195H5ZM21 196H20V197H21ZM83 196H84V197H83ZM103 196H104V195H103ZM103 196H101V197H103ZM81 197H82V198H81ZM101 197H100V198H101ZM78 198H80L79 202L81 203V205H78V204H80L79 202H77V199H78ZM100 198L98 197L99 200H102V199H103V198H101V199H100ZM10 199H8V200L10 201ZM2 201H3V203H2ZM13 202H16V204L13 203ZM71 203H72V204H71ZM76 203H75V204H76ZM5 206L2 207V205H1V207H0V208L2 209V210L0 209V216H1V217H0V221L3 220V224L6 222L5 215L8 214V213H5V212H4V210H5ZM71 206H72V207H71ZM81 206H82V207H81ZM19 207H20V206H19ZM19 207H18V208H19ZM74 207H75V208H74ZM3 208H4V210H3ZM71 208H72V209L74 208V209L72 210ZM77 210H78V209H77ZM13 211H14V209H13ZM1 212H2V213H1ZM79 212H80V211H79ZM3 213H5V215H3ZM80 213L82 214V211H81ZM60 214H62V215H60ZM2 215H3V216H2ZM74 215H72V216H74ZM68 216H69V215H68ZM75 216H74V217H75ZM2 217H3L4 219H3ZM40 217H41V216H40ZM54 217H56V216H53V219H57V220L59 219L58 217H56V218H54ZM70 217H71V215H70ZM70 217H67V215H66L65 218H66V220H67L68 218H69V220H70ZM77 217H78V221H79V222L76 221L77 219L74 220V218L72 219L74 222H73L72 220H71V221H72L73 223H76V224H77V223H81V224H82V221H83V218H82V217H83V216H81V217H80V216H77ZM77 217H75V218H77ZM1 218H2V219H1ZM36 218H38V217H36ZM62 218H63V217H62ZM65 218H64V220H65ZM33 219H34V218H33ZM60 219H61V217H60ZM84 219H85V218H84ZM4 220H5V221H4ZM64 220H63V222H64ZM66 220H65V221H66ZM85 220H86V219H85ZM71 221H70V222H71ZM75 221H76V222H75ZM67 222H69V221L67 220ZM70 222H69V223H70ZM72 222H71V223H72ZM86 222H87V221H86ZM66 224H67V223H66ZM81 224H79V225H81ZM84 224H85V223H84ZM0 225H1V223H0ZM52 225H53V224H52ZM61 225H62V224H61ZM64 225H65V222H64ZM64 225H63V227H64ZM68 225H69V224H68ZM68 225H67V226H68ZM73 225H74V224H73ZM59 226H60V225H59ZM82 226H83V224H82ZM0 227H2V226H0ZM31 227H32V224H31V219H30V220H29V227H28V229L26 230V232L20 234L21 236L23 235L22 238H23L24 240H25V239L27 240V238H28V239H31V240H28V244L30 243V241H32V242L36 243V245H38V246L33 247V248H35V252L33 253L32 258H31L30 260H28V261H33V260H36V259H40V258H42V257L45 255L46 250H47V249H46L47 247H46V244H45V243H46L47 240H48V239H47V237H48V233H49V231H50V233H49V235H50V236H49V239H51V238H52V237H51V233H53L52 230H54L53 227H52V230H51V227H50V230H49L48 232H46L45 234H43V235H46V234H47V236H45V237H43V235H42L43 232L40 233L42 238H46V242H44L45 240H44V239H41V237H39V235H40L39 233H36V232H32V231H30V230H31ZM68 227H69V226H68ZM70 228H72L71 225H70ZM64 229H66V226L64 227ZM67 229H68V228H67ZM0 230L2 231V229H0ZM68 230H69V229H68ZM1 231H0V242L3 244V246H1V243H0V247H1L2 249H3L4 246H7V245H9V247H10V243H9L8 241H6V239H8L9 237L6 236L5 232L2 231V233H1ZM54 232H55V230H54ZM56 232H57V233L52 234V236H53L54 239H57L56 237H57L58 234H59V233H58L59 231H56ZM60 232H61V231H60ZM68 232H69V231H68ZM28 233H29V234L31 233V234H32V237H31V234L29 235ZM35 233H36V234H35ZM37 234H39V235L37 236ZM55 234H56V237H55ZM60 234H61V233H60ZM20 235H18L17 237H19ZM26 235H27L28 237H26ZM34 235H35V237H34ZM36 236H37V237H36ZM3 237L6 238V239H4ZM50 237H51V238H50ZM2 238H3V240H2ZM37 238H38L39 240H38ZM59 238H60V237H58V239H59ZM65 238H66V242H64V243H67V241H71V239H69L68 236H66ZM40 239H41V240H44V241L41 242ZM54 239H52V240H54ZM63 239H64V238H63ZM1 240L4 241V243H3ZM26 240H25V241H26ZM61 240H62V239H61ZM61 240H60V241H61ZM56 241H57V240H56ZM60 241H59L58 244L62 243V245H65V246H66V244H63V242H62V241L60 242ZM63 241H65V240H63ZM32 242H31V243H32ZM48 242L50 243L51 246L54 245V241H53V243H52L51 240H50V241L48 240ZM48 242H47V246H49V243H48ZM34 243H32V244H34ZM51 243H52V244H51ZM4 244H5V245H4ZM32 244H31V245H32ZM58 244H57V245H58ZM51 246H49L50 249H51L52 247L55 248V246H56V242H55V246H52V247H51ZM65 246H61L62 248H61V247H60V248L63 249V248H65ZM67 246H69V244H67ZM67 246H66V248H67ZM57 247H59V246H56V248H57ZM1 248H0V249H1ZM56 248H55V249H56ZM70 248H71V247H69V249H70ZM94 248H96V247H94ZM4 249H5V247H4ZM55 249H54V250H55ZM69 249L67 248V250L65 249V251L71 253V252L69 251ZM72 249H73V248H72ZM72 249H71V251H72ZM94 250H95V249H94ZM94 250H93V251H94ZM4 251H5V250H3V252H2V250H0V252L3 253V254L0 253V255H1V254L4 255V253H5ZM95 252H97V251L95 250L93 253H95ZM69 253H68V254H69ZM91 253H92V252H91ZM96 254H97V253H96ZM2 255H1V256H2ZM71 255H72V254H71ZM91 255H92V254H91ZM97 255H99V254H97ZM93 257L95 258L96 255L94 254ZM99 258H100V257H99ZM98 260H99V259H98ZM95 261H96V260H95ZM23 262H27V261H22V262H18V263H23ZM96 262H97V261H96ZM10 263H11V262H10ZM10 263H8V264H10ZM18 263H15V264H18ZM97 263H98V262H97ZM95 264H96V263H95Z\"/></svg>","mask_w":264,"mask_h":264},{"label":"crops","instance_id":"0c3cea01","mask_svg":"<svg viewBox=\"0 0 264 264\" xmlns=\"http://www.w3.org/2000/svg\"><path fill=\"white\" fill-rule=\"evenodd\" d=\"M49 1L51 0H0V35H10L8 38H12V36L15 35V39H19L20 37V39H24L25 36V39L35 38L41 26L44 28L51 26L52 23L54 24L57 20L55 3ZM56 12L59 14L58 8ZM14 37L12 41L15 40ZM5 39L6 38L4 37L3 39L2 36L0 40H4V42L0 41V43H11L7 42ZM8 41H10V39H8ZM83 42L84 39L81 36H66L62 40L63 46L68 49H77L83 45ZM1 65L4 66L3 64ZM33 65L35 67H39V65L42 67H34V70L29 73L7 78L4 72H1L2 69L0 68V98L2 97L0 104L6 103V105H2L5 109L0 105V114L2 112L0 115V122L5 123V128L0 126L3 130H7L8 127V123L6 124L4 120L7 117L9 120H12L17 115L27 114L31 110L52 109V112L55 110L61 118L66 119L76 116L79 112V108L85 103L84 95L79 92V76L73 70V66L68 62V52L48 53ZM17 68L18 66L16 65L11 67L6 66L5 70L14 71ZM35 69L37 70L35 71ZM50 80L53 85H51ZM53 88L56 89L53 90ZM3 96L6 101L5 99L3 100ZM0 132L2 133L3 131ZM7 132H3L4 134L2 133V137ZM8 145V141H0V167L6 169V172L7 168L11 166L10 156H8L10 147H8ZM1 173L2 171L0 170V174ZM1 177L2 174L0 175V179ZM2 180H4V178ZM74 191L75 189L71 188L63 190L62 194L51 191L25 197V202L22 205L23 207L20 206L7 214L9 216L5 217L6 223L1 227L2 231L5 232L6 236L9 238L26 232L29 227L30 219L40 217L49 210H55L58 207L57 202L60 199L76 197L77 195L74 194ZM2 198H4V196H2ZM34 252L35 248H32L12 255L0 256V264H8L11 261L14 263L28 261L32 258Z\"/></svg>","mask_w":264,"mask_h":264}]
</instances>
